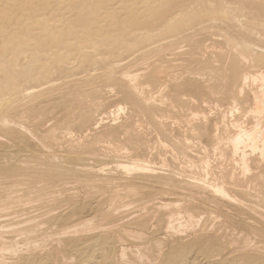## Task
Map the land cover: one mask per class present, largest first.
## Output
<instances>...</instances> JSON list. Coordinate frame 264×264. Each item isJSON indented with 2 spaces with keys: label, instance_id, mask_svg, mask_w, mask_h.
I'll return each mask as SVG.
<instances>
[{
  "label": "rangeland",
  "instance_id": "obj_1",
  "mask_svg": "<svg viewBox=\"0 0 264 264\" xmlns=\"http://www.w3.org/2000/svg\"><path fill=\"white\" fill-rule=\"evenodd\" d=\"M87 3H88V5H86ZM175 17L177 20L175 19V22L173 20V23L170 24L172 19H174ZM248 19L249 20L251 19V20L248 21ZM243 20H245L246 23L251 22L250 25H253V24L254 25L253 26H250L249 24L246 25ZM255 21L258 23H256ZM178 22L182 26H179V24H177ZM184 24H186V25H184ZM255 24H256V29L254 27ZM172 25H174V26H172ZM176 25H178V26H176ZM175 26H176V28H175ZM245 27H246V29H245ZM251 27L253 30L251 29ZM257 27L260 28V30H261L260 32H264V30H263L264 29L263 28L264 27V0H195V1L194 0H0V69H1L0 70V85H1L0 87L3 88V89L0 88V101H1L0 102V108H1V106H3L1 109L5 110V111L0 110V120H3L2 117H4L7 114L5 112H8L7 115L12 116L11 118L9 116H5V117H9V118L8 119L4 118V119L9 120V121L5 120L3 123L1 121V124H4V125L0 124V126H1L0 129H2V130H0V138H1L0 139V142H1L0 151L3 150L5 152L6 148H7V151L5 152L6 155L4 154L3 151H1L2 155L4 154L6 159L12 158V161H11V159L6 160V159H4V156H2L3 158L0 156V162L5 160V161H3L4 165L2 163L0 164V167H1V169H0V183L3 185L5 182V184L3 186H1V184H0V189L2 188L0 191L1 192L0 198L4 199V200L1 199L0 202H2L5 206V207L1 206L2 203H0V208L1 207L5 208L4 210H1L3 213L9 209V207L7 209L6 206L11 202L9 204L11 206L10 207L11 210L10 209L8 210L9 214L7 212L5 214H3L0 211V219H1L0 223H2V224H0V227L2 225L4 227L5 223L9 226L11 224V222H12L11 226L14 227L13 224L16 225L14 227L15 229L13 227H8L7 225H5L6 227H4L6 229L1 227V229L2 230L4 229V230L2 231L0 229V233H1V231H2V233L4 231L6 233L5 232L3 234L1 233L0 240L2 239V242L4 241V243H5V242H10V238H11V240H12L11 242L14 241L16 243V245L18 244L17 249H19V248L23 249V250L21 249L22 252L19 249L20 253H19V251H18V253L15 252V254H17V255L13 256L14 254L10 253V255H9V252H7V254L3 253L5 251L4 250L2 251V249L0 248L1 249L0 254L3 253L2 255L6 257L5 259H3V257L1 258V256H0V259L1 260L3 259V261L0 260V264H2V263L8 264V262L10 264L11 260L16 261V263H14V261H12L13 262L12 264H51V263L52 264H64L68 260H69L68 264H80V263L81 264H109V263L112 264V262L113 263L116 262V264H119V260L117 258H115V256H116L118 249L121 246L123 247L125 245H127L126 250L128 249V247L130 245L131 251L133 250V248L141 245V246H143V248L141 246H139V247L141 249H143V251L145 250L147 254H149L151 252V250L152 251L154 250L153 252L158 256L159 261H158V259L156 260L157 256L153 252H151V254L153 253L152 256L155 255V257L153 256L155 259H153V257L150 256L151 254H149L148 259L146 257H144L147 259V261H146V259L145 260H142V259L138 260L137 256H136V258H135V256H133V255H135V253H134L135 249H134L132 251L133 254L127 250V256L129 254L128 257L130 259H128L126 256L125 257V258H127L126 262L124 260H122V264H124L123 261L125 262V264H127V263H129V264L130 263H132V264H145V262H146V264H152V263L153 264H162V263L167 264L164 262H167L168 260H172V258L174 259L175 257L176 258L173 261H168V264H188L189 262H190L189 264H225V263H227V264L232 263L233 264L235 262H236L235 264H240V262H242V263L246 262L244 264H248L249 261L247 260L248 261L247 262L246 259L253 258V255L258 256V255H256L258 253L264 254V252H262V250L264 251V241H263L264 240L263 239L264 238V236H263L264 225L260 224V223H262V221L264 222V216L262 217V215H264L263 214L264 212L262 213V211H264V210H262V209H264V206L262 205V204H264V198H263L264 197V186H263L264 185V182H263L264 181L263 180L264 174L261 173L264 171V168H263L264 167V162H263L264 161L263 160L264 159V150H263V152H261L262 150H260V148H258V150H259L258 151L257 149L250 148L249 146L248 147L246 146L247 148L244 146V150H243L242 149L243 146H241V149L244 152L246 149V152L248 151L250 153L248 155V152H247L248 158L246 157L247 161L249 160L248 161V163L250 165L249 170L253 167L251 169L252 171L251 170L250 171L249 170H243L240 168L241 167L240 163L239 162L237 163V161H238L237 159L239 156H241L240 154H241L242 150L238 148L236 151H232L229 147V144H223V143H221L222 141H219V139H218L219 136L226 138V135L228 137V135H232L234 133L233 131H237L238 127L248 126V124L250 125V123H252L253 117L251 116L252 114L248 110L249 109L251 110V108L253 106V102H251V101H253V97L251 94L253 92L252 88L255 85L252 83V80L250 77L245 79V75L248 74L247 73L248 71H250L249 73H252V72L257 73L258 69H262V71L259 70V72H264V65H263L264 64V62H263V60H264V48H262L264 45V33L263 34L260 33L259 29ZM170 30L173 32L175 30V32L171 33ZM188 30H189V32L187 33ZM169 31H170V33H169ZM195 31H196V33H195ZM249 32H250V34H249ZM191 34H194V35L191 36ZM181 35H183V36H181ZM145 37H147V38H145ZM241 38L242 39L244 38L243 41L245 42V40H246L245 43L248 44L250 47H248V45H247L244 48L243 46H245L246 44H244V42L242 40H240ZM182 40H184V41H182ZM191 40L193 41V43ZM173 41H174V43H173ZM240 41H242V45H241ZM250 41H251L252 45L249 44ZM169 42L171 44L173 43L172 45H174L176 43L178 44V42L179 43L182 42V43L178 44L179 46L177 44L175 45V46H177L178 49H176V48L173 49V46H171V44ZM205 42H206V45L204 44ZM252 42H254V43H252ZM166 43H167V45H166ZM238 44L240 46V49L238 48L239 46H237ZM254 44H255V46H256V44H258V45L255 47ZM169 45L172 48L168 47ZM204 46L206 49L204 48ZM160 47H162V48H160ZM233 47L234 48L237 47V50H235ZM257 47H259L260 49L262 48V49L257 50L258 49ZM166 48H168L167 51H165ZM152 49H153V52H152ZM161 49L164 51L160 52L159 50H161ZM244 50H245V52H244ZM155 51H157V53H160V54H155L156 53ZM201 51H203V52H201ZM246 51L249 53V55L245 54ZM221 52H223V53H221ZM240 52H241V55L245 54L244 56L242 55L243 58L240 55ZM250 52H251V54L253 53L252 54L253 56L250 54ZM255 52H258L259 54L263 53L262 54L263 56L259 55L258 53H255ZM220 53L223 55H221ZM173 55H175V56H173ZM249 56H251V57H249ZM244 57H246V58L248 57L247 58L248 62H247V59H245ZM252 57H254V59ZM241 58L243 60L245 59L246 61L245 60L244 61H245V63L246 62L247 63L243 65L244 62ZM260 60H262L263 63ZM32 61H34V62H32ZM240 61H241V64L243 66L240 64ZM260 62L262 64H259ZM161 63L165 65V66L163 65V68L167 69V70L165 69L167 76L165 75L164 79L159 78L160 80H158V77L154 74L156 71L155 67L156 68H159L158 66L161 67L162 66ZM30 64H31V66H30ZM28 65L30 68L31 67L32 68L30 69L29 67H27ZM208 65H210L211 67L213 66L214 68L213 67L209 68L210 66H208ZM253 65H254V67L256 66L255 67L256 69H254ZM258 66L259 67L263 66V67L259 68ZM8 67H10V68H8ZM172 67H173V69H172ZM246 69L247 70L249 69V70L247 71ZM210 70H212L214 73L212 71H211L212 74L209 73ZM216 70L218 71L217 74H216ZM120 71H123V72L128 71L130 73L132 72L131 74L137 73V75L140 74V75H138V77L139 76H141V77H139V78L137 77L138 82H139V80H141L139 82V85H140V83L142 84V86L140 85L141 87L139 86V89L140 90L143 89V91L145 90L144 91L145 94H143V93H141V94L146 96V94L148 92L150 94L152 93L151 95L148 93L147 96L148 97H149V95L154 96V98L159 101L158 104L162 103L164 106L159 105L157 107L158 104L156 103L157 100H155V99H154V102L153 101L152 102H153V104L156 103L155 104L156 106H154L150 100L145 101V102H147V104H150L148 106L145 102L142 103L143 101L136 98V96L131 92L129 87H127V83L124 81L123 78H121L122 75H121ZM138 71H139V73H138ZM153 71H154V73H152ZM221 71H223V72L221 73ZM188 72L190 74H188ZM220 73H221V75H220ZM244 73H245V75H244ZM253 73L251 75H253ZM10 74H12V76ZM174 74H176V75H174ZM178 74H180V75H178ZM213 74H216V75L213 76ZM8 75H10L11 77H14V82H13L14 84L10 83ZM119 75H120V77H119ZM152 75H153V77L154 76L155 77L153 78ZM171 75H172V78H171ZM177 75H178V77H177ZM168 76H169V78H168ZM174 76L177 77V79ZM179 76H181V77H179ZM238 76L241 77V79H239ZM183 77H185V78H183ZM209 77H211L210 79H212V80L208 79ZM119 78H121L123 80H121ZM167 78L169 79V81ZM186 78L189 81L186 80ZM202 78L203 79L206 78V79L202 80ZM242 78H243V80H242ZM170 79H173V80H170ZM192 79H194V80H192ZM207 79H208V81H207ZM213 79H216V80H213ZM166 80L169 83H166ZM184 80H186V81H184ZM199 80L204 81L203 84H202V81H199ZM248 80H249V82H248ZM205 81H206V83L209 82V85L206 84ZM213 81H214V83L216 82L215 85H214V83H211ZM161 82H163V83H161ZM185 82H187V83H185ZM200 82H201V84H199ZM157 83H159V85H157ZM204 83H205V85H208L209 87L208 86L205 87ZM248 83H252V84H250V87H249ZM54 84H56V85H54ZM162 84H164V86ZM185 84H188L190 86L185 85ZM210 84H211V86H210ZM245 84H247V85H245ZM201 85L203 88L201 87ZM212 85H214V86H212ZM191 86H192V88H191ZM241 86H242V88H241ZM33 87L35 89L34 91L31 90V89H33ZM46 87H48V88H46ZM158 87H161L162 89H163V87H167V88L166 89L164 88L163 92H161L162 90L159 89ZM199 87L201 88V90ZM211 87H214V89ZM44 88H46V89H44ZM207 88H209V90H210V88H211V90L213 89L214 92L210 90V93H209ZM216 88H217V90H216ZM24 89H26L25 92H24ZM29 89H30V91H29ZM38 89L42 90V91H39ZM157 89H159L160 93H158ZM254 89H255V87H254ZM197 90H198V92H197ZM38 91H39V93H38ZM199 91L202 92L201 93L202 96H200L201 94H199L200 93ZM245 91H247V92L245 93ZM141 92H142V90H141ZM241 92H242V94H241ZM18 93H20V94H18ZM25 93H28L29 95L31 93L32 96H27L29 98H27V97L25 98V96L28 95ZM34 93H37V96L34 95ZM154 93H157V94H154ZM234 93H237V95ZM16 94L19 96V99L17 98L18 96L16 97ZM22 94L25 95L24 97L23 96L21 97V98L25 99V100L23 99L24 105H21V104H23V102H20L22 100L20 98V95H22ZM195 94H196V96H195ZM240 94H241L242 98L239 97L240 98L239 99L238 96H240ZM155 95H160V96L158 97ZM165 95H167L168 97H166ZM232 95H233V97H232ZM235 95H236V98H235ZM10 97H11L12 101L14 100L13 103L9 102V101H11ZM169 97H170V99H173V100L167 99ZM8 98H9V100H8ZM160 98H163V99L160 100ZM178 98H179V100H178ZM16 99H18V102H19V103H17V106H18V104H20V107L18 106V108H15L16 107L15 102H17ZM165 99H167L168 102H170V101L171 102L167 103V100H165ZM26 101H27V103H30V102L31 103L26 104L25 103ZM148 101H150V102H148ZM172 102L175 103V106H173L174 104ZM230 102H232V104H235V103L239 104L240 102L241 103H240L239 108H238L237 104L231 105ZM233 102H235V103H233ZM5 103L6 104L8 103L7 104L8 106L5 105ZM164 103H167V104H164ZM171 103H172V105H171ZM144 104H146V105H144ZM168 104H170V105H168ZM31 105H32V107H31ZM236 105H237V107H236ZM9 106L10 107L12 106L14 108L10 109V108H8ZM165 106H168V107H165ZM169 106H171V109ZM248 106H249V108H248ZM4 107H5V109H4ZM242 107H245L244 110ZM118 108L121 110H119ZM167 108L170 109L168 112L169 114H167V111H168ZM181 108H182V110H181ZM236 108H237V110H235ZM8 109H10V110L8 111ZM31 109L33 110V112L31 111ZM233 109H234V111H233ZM239 110H241V111H239ZM12 111L14 114L12 113ZM228 112H230V113L232 112V113L230 114ZM239 112L240 113L242 112L241 116H239L240 115ZM247 112H249L250 114H248ZM246 114L251 116L252 118L247 116ZM1 115H2V117H1ZM177 116H179V117H177ZM234 116L237 120L235 118H233ZM244 116L247 117L246 120L244 119ZM225 118H227V119L225 120ZM232 118L235 120L232 121L231 120ZM10 120H11V122L12 121L15 122L18 120L19 124H17V122H16V127H18V128L14 127L15 123L12 122L13 123L12 124L10 122ZM238 120H240V121H238ZM6 122L8 123V125H5ZM232 122H234L235 125L230 126V124H232ZM10 123L12 124V126ZM22 124H24L25 126H23ZM222 124H224V125H222ZM225 124H227V125L225 126ZM236 124H237V126H236ZM5 126H7V127L5 128ZM201 126H202V128H200ZM212 126H213V128H212ZM229 126L231 129V132H230ZM232 126H233V128H232ZM12 127H13V129H12ZM24 127H26V128L28 127V128L25 129ZM29 127L31 130L29 129ZM219 127H220V129H219ZM223 128L225 130L227 128L228 133L226 132L227 130L225 132L222 131L221 129H223ZM3 129H6V130H3ZM7 129H9V130H7ZM53 129H54V131H52ZM67 129L70 131H68ZM202 129H203V131H202ZM216 129H217V131H216ZM232 129H234V130H232ZM46 130L48 131L47 134H45L47 132ZM49 130H50V133H49ZM196 130H198V131L195 132ZM219 131H222V132L220 133ZM31 132H35L37 134L39 133L41 137H43V136H45V137H43V139L41 138L42 140L39 141L38 140V139H40L39 134L38 135L35 134L34 137L38 138V139H35V138L33 139L32 136L34 135V133L31 136V134H32ZM193 132H194V134H193ZM209 132H211V133H209ZM51 133L54 134L53 135L54 138L52 135H49ZM21 135H23V136H21ZM197 135L199 137H197ZM213 135H214V137H213ZM37 136H39V137H37ZM190 136H192V137H190ZM185 137L187 139H185ZM210 137H212V138L210 139ZM44 138L47 141L44 142L43 141ZM212 139H213V141H212ZM182 140H184V141H182ZM210 140H211V142H210ZM7 142H8V144H7ZM47 142H48V145H46ZM110 142H112V143L116 142L117 144L116 143L112 144ZM20 143H22V144H20ZM32 143H35V144L33 145ZM14 144H16L18 147ZM176 144H178L179 146ZM212 144H213V146H212ZM218 144H219V147L217 146ZM109 145L110 146L112 145V147H109ZM113 145L117 146V147L113 148L114 147ZM182 145H183V147H182ZM226 145H228L229 149H228V147H226ZM16 147L20 148L19 151L17 150ZM32 147H34V149ZM184 147L185 148L187 147V149H185ZM205 147H206V150L208 149L207 150L208 152L205 150ZM220 147L223 149H220ZM26 148H28L30 151H28V149H26ZM43 148H45V149H43ZM114 149H116V150H114ZM248 149H252L255 152H253L252 150H248ZM36 150L39 151V154L36 153V152H38ZM43 150L44 151L46 150L45 153L42 152ZM120 150L123 152V154ZM123 150L124 151L126 150V151L124 152ZM220 150H221V152L223 150L224 154L221 153ZM238 150H240V151H238ZM87 151H88V153H87ZM90 151L93 154L89 153ZM111 151L112 152L114 151L113 154L111 153ZM237 151L240 153H238ZM9 152L11 153V156L16 155L17 157L16 156L14 158H13V156L11 157ZM30 152L31 153L33 152L34 154L32 155ZM118 152L120 154H118ZM217 152H220V153H218L217 155H214ZM234 152H235V154H233ZM236 152H237V154H236ZM7 153L10 156L9 158H8ZM71 153L73 154L72 155L73 158L74 159L76 158L75 159L76 161H74V159H73V160H71L72 162H70V159L72 158ZM82 153H83V155H82ZM206 153H208V154H206ZM228 153H229V156L227 157L226 155H228ZM230 153H232V154H230ZM128 154H129V158H130V156H132V158H134V159H138L137 157H139V159L142 158L143 161L147 160V161H145V163L146 162H147L146 164L150 163V164H148V167L150 166L151 170L150 169L143 170L142 172L140 171V173L138 171H134V172L130 171V173L124 171L125 172L124 173L120 168H118V170H117V167L115 168L117 162H124V161H126V159H127V161L132 160V158H130V159L127 158ZM199 154L202 157L199 156ZM211 154H213V155H211ZM219 154L220 155L223 154L224 157H227V159L220 157ZM140 155H141V157H140ZM209 155H211V156H209ZM231 155H232V158H233V155H236V156H234V158L231 160L230 159ZM252 155L254 156V158L256 160L253 158ZM203 156H204V159H203ZM205 156L206 157L208 156L210 159L212 158L211 160H209L210 163L212 164L211 166H210L209 161L206 160ZM67 157H71V158H68L69 159L68 160ZM199 157L201 158L202 162H201V160L199 162V159H200ZM235 157L237 159H235ZM259 157H262L261 158L262 160ZM219 158H220V160H219ZM221 158H223V159L221 160ZM16 159H18V160H16ZM21 159H23V160H21ZM229 159L232 162L229 161ZM251 159L252 160L254 159L253 160L254 162ZM14 160L17 163L13 162ZM19 160L22 163L25 162V164H22L23 166H21V163L19 162ZM189 160L192 164H194V163L196 165L198 164L197 165L198 167H195V166L192 167ZM195 160L198 163H196ZM234 160H236L235 163L238 165V167L236 166V164H234ZM6 161L7 162L9 161L8 163H11L12 165H10V164L6 165L7 164ZM164 161L166 162V164H164L165 163ZM203 161H205L204 163L206 165L203 163ZM256 161L261 162V165H260V163H257ZM33 162H34V164H33ZM65 162L66 163L68 162L70 165L68 163L65 164ZM74 162H78V163H74ZM26 163L30 167H28V169L25 170V168H27L26 166H28V165H26ZM83 163L84 164L86 163L87 168L90 165V167H89L90 170H87V173L84 170L86 168H84V169L82 168ZM208 163H209V166H208ZM64 164H65V167H64ZM74 164H76L75 165L76 167L74 166ZM87 164H88V166H87ZM230 164H231V166H230ZM257 164L259 167L257 166ZM66 165L67 166L69 165V166L67 167ZM199 165H202L204 172H202L203 169L202 168L200 169L201 166H199ZM6 166H8V167L5 168ZM70 166H72L71 169L74 172L70 170ZM170 166H174L175 168L173 167V170L174 169L175 170L174 171L171 170L172 172H170V170L168 171V169H172ZM15 167L18 169L19 172L17 171V169ZM19 167L22 170H20ZM66 167L69 168L70 171ZM78 167L82 170H80ZM92 167L95 168L96 171H94V169ZM102 167H103V172L104 173L106 172L105 174H107L108 176L104 175V173L101 172ZM168 167H170V168H168ZM190 167L193 169H191ZM210 167H212V168L210 169ZM235 167H237V168L235 169ZM257 167L259 169H261L260 174L258 172L259 169ZM9 168L11 170V173H13L15 171V174L14 173L10 174L8 171H5L8 173H6L7 174L6 176H5V173L3 175L4 170H7V169L9 170ZM65 168L67 170H65ZM254 168L256 171H254ZM2 169H3V171L1 172ZM30 169L33 170V172L31 170L32 173L29 172ZM36 169H38V170H36ZM50 169L52 170L51 172L49 171ZM53 169L55 170L56 173L54 172ZM61 169H63V170H61ZM76 169L79 170L80 173H79V171L77 173ZM92 169H93V171H92ZM218 169H219V171H218ZM232 169H234V172ZM240 169H241V171L242 170L243 171L240 172ZM152 170H154L155 174L153 173ZM212 170H214V172ZM16 171H17V174L19 173L18 175L16 174ZM20 171H22V172H20ZM23 171H26V172H24L26 175L23 173ZM42 171L48 172V173L44 174V175H46L45 177H43L44 175H42V174L44 172H42ZM83 171H84V173H82ZM196 171H197V173L200 172L199 175L196 173ZM244 171L246 172V175L249 174V175H247L248 178L245 175ZM38 172H40L42 174L39 173V175H38L37 174ZM49 172H50V174H49ZM52 172L54 174H56V175H54V177L57 179H55L53 177ZM70 172H72V174ZM75 172L77 175L74 177L73 175H75V174H73V173H75ZM209 172L211 173L210 176L208 175ZM232 172L234 173L233 174L234 176L232 175ZM236 172L239 173V175H237ZM1 173H2V175H1ZM22 173L24 176H22ZM110 173H111V175H110ZM114 173H116V174H114ZM181 173H183V174H181ZM188 173L190 175L191 174L194 175L193 176L194 179L191 177L192 175L190 176ZM215 173L216 174L224 173V174L223 175L218 174L219 176H216ZM226 173H228V176ZM88 174H91V175H88ZM120 174H123V175L120 176ZM97 175H99V176H97ZM112 175H113V178H112ZM225 175L227 177H229V179H227V177ZM242 175H243V177H246L249 180H245L246 178H243ZM40 176H41V180H40ZM77 176L79 178L81 177L80 179L83 182L85 181L84 178H87L88 182L85 181V182H87V184L83 183L81 180H78L79 178ZM100 176L101 177L103 176V177L101 178ZM126 176H128L129 178L127 179ZM203 176H206V178L208 177L207 179H209V178L211 179L213 176H215L212 179H214L216 181L213 180V182H212L211 181L212 179L211 180L209 179L207 182V179L204 177V179L206 180V182L208 184L204 183ZM221 176H224V177H221ZM253 176H254V179L252 178ZM1 177L3 178V180ZM95 177L96 178L98 177V179H96ZM99 177H100V179H99ZM117 177H121V178L117 181L116 180V179H118ZM46 178H47V180L49 178L50 181H51V179L54 180V182H53L54 187H57L58 184L62 183V185L60 184L61 186L57 187V191L58 192L60 191V193L56 192V189L53 190L54 189V187L52 185L53 183H51L53 180L50 182V181H47ZM58 178H61L62 181L59 179V181H61V182H57ZM76 178H78V179H76ZM122 178H123V180H122ZM231 178L232 179L234 178V179L232 180ZM237 178L240 180L238 181ZM37 179H39V180H37ZM42 179L44 181L46 180L47 182L45 181L42 183V181H43ZM110 179H113V180L109 181ZM130 179L132 181L131 183L136 185L135 186L136 190H135L134 185H132L130 183V186H131L130 187L129 183L126 182V181H130ZM150 179L151 180L153 179V183H155L156 185L155 184L152 185L153 183H151L152 181ZM155 179H157V181H155ZM195 179H196V181H199V182L195 183V181H194ZM198 179H200L202 183ZM256 179L258 180L257 182L259 184L257 182L255 183ZM15 180H17V181L20 180L21 184L23 183L24 186L21 185L19 182H16ZM21 180H24V181H21ZM120 180H122V181H120ZM143 180H145V181H143ZM226 180H227V182H226ZM230 180H231V182H229ZM28 181H29V183H28ZM92 181L94 183L91 185V187H89L90 184L92 183ZM99 181L100 182L102 181L101 184L99 183ZM103 181H105L109 186L106 184H103ZM136 181H138L139 184ZM146 181H149V182L151 181V182L145 183ZM190 181L191 182L193 181L192 182L193 186L191 184L185 183V182L191 183ZM259 181H262V182L260 183ZM9 182H11V183H9ZM25 182L27 183L28 186L30 185V183L35 184V182H36V184L33 185L35 187V190L34 189L32 190L31 188H34V187L30 185L31 188H29L28 189L29 191H28L26 189V188H28V186L25 184ZM109 182H113V183H109ZM142 182H144V183H142ZM216 182L217 183L219 182L218 184H223V185H225V183H226L227 187L224 186L225 190H231V188L234 186L232 188L233 192H232V190L229 191V193L226 192V194H227V195L225 194L226 197H225V195L224 196L221 194L219 195L218 193L216 195V192L213 193L214 191L213 190L211 191V189H212L211 183H216ZM244 182H245V184H244ZM249 182L252 186H254L255 189L253 187H251V185H250L251 188L248 187ZM8 183H9V185H8ZM16 183L18 185H16ZM40 183H42V185ZM50 183H51V185H50ZM88 183H90L89 186H88ZM126 183H128V184H126ZM198 183H200V184L198 185ZM203 183L205 185H207V186H205L206 188L208 186H210V187H208L206 189L204 187ZM10 184L11 185L13 184V187H16V189L15 188L13 189V187H11ZM19 184L21 185V187L23 186L22 191H24V194H22L23 192L20 191L21 189H19V191H18V188H21L19 186ZM39 184H40V186H39ZM83 184H85V185H83ZM95 184H97L98 186L96 185L97 186L96 187ZM110 184H111V186H110ZM118 184H120V185L118 186ZM140 184L141 185L144 184V186H142V187H144L143 189H142ZM194 184H197L198 185V186L196 185L197 188L199 187L202 190H200V189L198 190L197 188H195ZM261 184H263L262 185L263 187L261 186ZM43 185H48V186L44 187ZM101 185L104 188L101 187ZM113 185H115V186H113ZM147 185H149V186L151 185L153 188H154V186L155 187L158 186V188H156V189L154 188V190H153V188L152 189L150 188L152 190V192H151V190H149V186H147ZM185 185H187V189H185V187H186ZM229 185H231V186H229ZM257 185H258V187H257ZM37 186L39 189L36 188ZM41 186L44 187L42 189L43 191H41V189H40V188H42ZM49 186L50 187L52 186L53 189H52V187L50 188ZM62 186L65 187L63 190H62V188H63ZM92 186H94V187H92ZM146 186L148 187V189H146ZM159 186H161L162 189L159 188ZM162 186H164V187H162ZM190 186H192V187H190ZM236 186L239 188L241 187V188L236 189ZM4 187H5V189H4ZM9 187H11V188L9 189ZM60 187H61V189H60ZM125 187H127L128 189L127 188L125 189ZM242 187L247 189L248 192L245 191V189H243ZM246 187H248L249 189ZM261 187H262V189H261ZM7 188H8V190H7ZM120 188H121V190H120ZM163 188H165V189H163ZM168 188H170V189L172 188V190H169ZM179 188H180V190H184L185 194L183 193V191L181 193ZM24 189H26L27 191H25ZM48 189H49V191H48ZM115 189H117V190H115ZM139 189H141L140 190L141 192L139 191V193H138L137 190H139ZM144 189H145V192H147L146 190H148L150 192L144 193ZM158 189H160V190H158ZM175 189L179 190V191H176ZM188 189H190V191H188ZM252 189L255 191H252ZM256 189L257 190L259 189V190L257 191ZM52 190L55 192V194H53ZM119 190L122 191V193H120ZM129 190H131V193ZM134 190H135V192H133ZM162 190H164V191H162ZM168 190H169V192H167ZM173 190H175L176 193L175 192L173 193ZM197 190H198V192H200L199 195L197 194L198 193ZM3 191H4V194L2 193ZM11 191L12 192L15 191V193H13V194H16L18 197L17 196L15 197L12 194L8 195ZM38 191H39V194H40V192L43 193L45 191L44 192L45 195H43V194L39 195L37 193ZM47 191H48V193H47ZM117 191H119V192L117 193ZM124 191H126V193ZM127 191L129 194L127 193ZM194 191H195V193L196 192L197 193L196 194L193 193ZM17 192H20V193L17 194ZM50 192H52V193H50ZM136 192L139 195H137ZM164 192H165V194L166 193L167 194L166 195L163 194ZM177 192H178V194H180V195H178V196H180V198H178V196L176 195ZM187 192H189L190 195ZM203 192H204V196H208L207 199L204 196L202 197L203 194L201 195V193H203ZM238 192H240V193H238ZM259 192H261V193L263 192V196ZM32 193L34 195H30ZM169 193L173 199L170 198L171 196L169 195ZM255 193H257L256 196H255ZM258 193L261 195L262 198L260 197V199H259L260 195ZM2 194H3L4 198L1 197ZM19 194H20V197H19ZM49 194L53 195L52 196L53 198L51 196H49ZM56 194H58V196ZM135 194L137 197L135 196ZM181 194H183L182 196H184V197H181ZM191 194L198 195L196 197L198 198V201L202 202V204H201V202L197 201V198L195 199V197H194L195 195H191ZM213 194H215L218 197L214 196ZM228 194H229V196H228ZM250 194H253V195H250ZM5 195L6 196L8 195V198L11 197V199L9 200L8 198H6ZM22 195H24L25 199L27 196L26 201H28V203H26V204L24 203L25 200L24 199L22 200V197H23ZM63 195H65V196H63ZM155 195H157V196H155ZM163 195L165 197H163ZM173 195L177 196V197L175 198ZM200 195H201L202 199L199 198ZM247 195H249L250 197ZM29 196H31L32 199L34 198V196H36V198H34L33 199L34 201H32V199H30L31 197L29 198ZM40 196H41L42 201H40L41 200ZM44 196L45 197L47 196V198H44ZM54 196H56V197H54ZM91 196H93V197H91ZM188 196H191V197L187 198ZM230 196H232L236 200L233 199L231 201L230 199H232V197H230ZM235 196H237L239 198H236ZM251 196H253V197H251ZM12 197H14V199ZM192 197H194L193 200H191L190 203L187 202V201H190V199H192ZM15 198H18L20 200L15 199ZM167 198H169L170 200ZM174 198H175V200H174ZM182 198H184V199H182ZM214 198H216V199L213 200ZM217 198H219V199H217ZM240 198H243L244 200L246 199L247 202L242 199L243 203H240L242 201ZM6 199L8 200V202ZM44 199L46 202L44 201ZM53 199H55L56 202ZM194 199L196 200V202ZM203 199L206 200L205 204L203 203V202H205V201H203ZM251 199L254 202H252ZM11 200L12 201L14 200V203L16 202V200H18V203L17 202L16 203L19 206L24 205V204L25 205L20 206L19 208H16L17 207L16 204L12 205L13 202ZM161 200L163 202L165 201L166 203H163ZM218 200H220V201L218 202ZM221 200L223 203H226V204H224L225 206L222 205L223 203L221 202ZM234 200L236 202L238 200H241V201H239L236 204V202ZM257 200H259L262 203H260ZM5 201H6V204H5ZM35 201H37V202L34 203ZM248 201L251 202V204H253V203L254 204L252 206L248 207L250 205V203H248ZM20 202L23 204H20ZM159 202L161 203V205H159ZM171 202H172V204H169ZM175 202H177V205L175 204ZM220 202H221V204H220ZM232 202H234V203H232ZM32 203H33V205L34 204L35 205L33 206ZM157 203L159 206L157 205ZM210 203H212V204L209 205ZM214 203H215V205H214ZM244 203L246 204L245 209H244V207H245ZM247 203H248V205H247ZM36 204H37V206H36ZM162 204L164 207L162 206ZM173 204H174V207L176 209L173 207ZM178 204H179V206H178ZM218 204H219V207H218ZM238 204L240 206H238ZM49 205H51V206L46 208ZM168 205H172L171 206L172 208L170 207L171 209H169L170 211L168 210V208H169ZM180 205H183V206H180ZM216 205H217V207H216ZM255 205H257V206H255ZM261 205H262V207H261V209H259L258 206H261ZM14 206H15V209H17L18 211L17 210L15 211V209H12V208H14ZM26 206H27V208H25ZM166 206H167V208H166ZM207 206L209 208H207ZM221 206H224V208H222ZM228 206H230V207H228ZM231 206H233V207H231ZM158 207H160V208H158ZM210 207H212V208L210 209ZM225 207L228 209L227 211H225L226 210ZM252 207H253V209H251ZM30 208H31V210L27 211ZM108 208L112 209V211ZM161 208H163V210ZM177 208L178 209L180 208V210H178ZM236 208L238 209V211L240 209V211L238 212ZM22 209H24V210L26 209V210L22 211ZM54 209L56 212L55 211H52L53 213L47 212V211L51 212V210H54ZM107 209L110 211V213L112 212L111 213V215L113 214L112 216L108 213L109 211L105 212V211H107ZM165 209H167V210H165ZM205 209H206V211H205ZM213 209H215V211H214L215 213L213 212ZM217 209H219V211H221V212H219ZM220 209H222V210H220ZM246 209H247L248 213L247 212H245V213L251 214V215H246L244 213V211ZM248 209H249V211H248ZM35 210L36 211L38 210L37 213L39 215H41L42 213L45 212L46 217H45V214L42 216L37 215ZM207 210H209L210 213L207 212ZM250 210H253L251 212H254V214L251 213ZM254 210L255 211L257 210L258 212L259 211L260 212L257 213V211L255 212ZM58 211L61 212L60 214L61 215L63 214V217H64V218L61 217V222L63 220V221H65V223H61L59 219L57 221H55V219L59 218L58 216H55V215L59 214ZM171 211H175V212L180 211L181 214L183 213L182 215H187L189 213V215L195 216L193 218V220L194 221L197 220L196 222H194L196 224L195 225L193 224L194 226H190L191 228L193 227V229H191L190 227H186V229L184 227L183 228L181 227L180 229H183V231L176 230L178 233L174 232L175 228H173L174 229L173 230L171 227L168 226V218L170 216L168 214L171 213ZM183 211L184 212L186 211L185 212L186 214ZM216 211L219 212L220 214H224V215H219L216 213ZM233 211H234V213H233ZM22 212H23V214H22ZM30 212L32 213V216L30 215V221H29V215L28 214ZM15 213H16V215L18 214L17 216L20 218L14 216ZM134 213H137V216H134V215H136ZM25 214H27L26 216L28 218L25 216ZM64 214H66V215L64 216ZM103 214H105V215H103ZM106 214H108V216H106ZM132 214H134V215H132ZM5 215H7V217L8 216L11 217V219L9 217L6 218ZM11 215H13V216H11ZM61 215H59V216H61ZM138 215H140V216H138ZM252 215H254V216H252ZM258 215H261L262 218L261 217H259V218H261L262 221H261V219L260 220L256 219V218H258ZM3 216H4V218H3ZM21 216L22 217L25 216L26 218L25 217L22 218ZM67 216H68V218H67ZM93 216H95V217H93ZM214 216H218V217L216 218ZM228 216H229V218L230 217L231 218L228 219ZM241 216H243V217H241ZM246 216H248V217H246ZM250 216H252L253 218ZM31 217L32 218L34 217L33 221H34V219L37 220V217L38 218L40 217L37 220V222L40 221L41 223L39 222V224L38 223L35 224V221L32 223ZM41 217H43V218L41 219ZM52 217L54 220L52 219ZM92 217H93V221H95L96 223L92 221ZM129 217H131V218H129ZM240 217L242 219H240ZM254 217H255V220H253ZM65 218H67V219L65 220ZM221 218L222 219L227 218V219L223 220L225 223H223V222L222 223L224 224V226L227 224L228 227H227V225L225 227L223 226V224L221 223V221H222ZM215 219H216V222H215ZM217 219H219V220H217ZM233 219H235V220H233ZM52 220H53V223L56 222L53 224V226L51 225ZM67 220L69 222V225L67 224ZM82 220L92 221V223H94L96 225L94 226L92 224L93 229L90 231L93 232V230L98 227V230L97 229L96 230L99 232L101 231V233L94 230L96 232L93 233L94 234L93 235L92 232L90 233V231H87L89 234L86 231H85V233L83 231H81V234H83V235H81L80 230L82 229V227L84 225V222ZM129 220H133V221H129ZM240 220H242V221H240ZM4 221H6V222H4ZM17 221H19V223ZM23 221H28V222L25 223ZM81 221L83 223H81ZM218 221H220L219 222L220 224L217 223ZM251 221H252V223H250ZM20 222L21 223L23 222L24 225L23 224L20 225ZM29 222L31 223V226H30ZM203 222H204V224H203ZM248 222L251 225L253 223H256V224H254V226L257 225L259 227V229L261 226H263V227H261L262 229H260V231H259L258 227H256V226H255L256 228L254 226H250L248 228V224H249ZM98 223H100V224H98ZM122 223H124V224L121 226ZM125 223H126V225H125ZM199 223H200V225H199ZM228 223L230 224V226L231 225H233V226L230 227ZM258 223H259V225H258ZM72 224L80 225L78 227H77V225H75V228L73 227L74 230L76 228L78 229V231H77V229L75 230V231H77V233L72 229V226H73ZM165 224H166V226H165ZM214 224H217V225H214ZM262 224H264V223H262ZM17 225L19 226V228L21 226L22 227L24 226V227L23 228L21 227L19 229V228H17L18 227ZM49 225H51V226H49ZM54 225L55 226L57 225V227H55ZM81 225H82V227H81ZM204 225L207 226V227H205L206 230H208L210 227L212 232L210 229H209L210 231L209 230L206 231L205 228L203 227ZM26 226H30L33 229L38 226V229L35 228L34 230H32L30 227L25 228ZM39 226H41V227H39ZM65 226H67V227H65ZM99 226H103L105 228L111 227L112 229L110 230L107 228V230H108V232H107L106 229L103 228V230H104L103 231L101 229L102 227H99ZM117 226H121V228L120 227L118 228ZM123 226L124 227L126 226V228H124ZM69 227H71V228H69ZM165 227H167L166 228L167 231L165 230ZM200 227L201 228L203 227L204 231L201 230ZM8 228L9 229L11 228V230L13 228L14 230L10 231ZM42 228H44V230ZM64 228H66V229L69 228V231L68 232L64 231V230H66ZM129 228L130 229L133 228L134 230L132 229L133 230L132 231ZM170 228L173 230V231L171 230L172 232L169 230ZM24 229H25V231H24ZM27 229H29V232L34 231V233H30L31 234L30 235L28 233ZM61 229L63 231L62 233L59 232ZM70 229H71V232H73V234H70L71 233ZM122 229H123V231H122ZM127 229L129 231H127ZM136 229H140V232H142V233L139 232V234H141V237L137 233L138 230H136ZM187 229H191V230H188L187 231L188 233H186V235H185V232ZM194 229H195V232H192V231H194ZM219 229H220V231H219ZM7 230H9V231H7ZM19 230H21V231H19ZM41 230H43V231H41ZM196 230L198 231V233L200 232V234L196 235L197 234ZM36 231H37V233H36ZM39 231L42 233H40ZM56 231L59 233H57ZM109 231H111V232H109ZM134 231H136V232H134ZM143 231L144 232L146 231V232L143 233ZM222 231H224L223 235H222ZM250 231L252 233H250ZM10 232H12V233H10ZM18 232H20V233L22 232L23 234L22 233L21 234L23 236L28 234V236L30 235L29 236L30 238L28 236L27 237L25 236L27 239L22 240L25 237L22 238L21 235L17 236ZM74 232H75L76 236H75ZM209 232L214 233V234L216 233L214 236L212 234L211 240L208 239V238H211V237H209V235L211 236V233H209ZM226 232L229 233L230 235L227 234ZM260 232H262V233H260ZM9 233H10V235H9ZM43 233H45V234L49 233V234L45 236V234H43ZM55 233H57L58 237L61 239H56V237L54 238L53 234H55ZM63 233H65L66 235ZM67 233H69L70 235H67ZM102 233H104V234L107 233V234H105V236L107 238H108V234L111 235V236H109L110 238H108L109 240L107 239V241H110V242H107V241H106L107 243L105 242L106 239ZM129 233L132 235H130ZM173 233L175 235L178 234V235H176L177 237L180 235V237H178V238H180V240H182V242L180 240H178V238L176 236H174ZM249 233L251 235L252 240H250ZM253 233L257 237L259 236L260 238L255 237V235H253ZM11 234H12V237L16 238L15 240H14V238L11 237ZM96 234H98V235L100 234L99 236H101V237H98V235H96ZM112 234L113 235L115 234V236L113 237ZM124 234H126V235L124 236ZM143 234H144V236H143ZM170 234H172V235H170ZM204 234L205 235L208 234V235L205 236ZM217 234L220 236H218ZM5 235H8V237H6ZM35 235H36L37 239L35 238ZM84 235L86 236L87 239L89 236V239L87 240ZM133 235H136V237L135 236L133 237ZM20 236H21V238H20ZM33 236H34V238H33ZM40 236H42V237H40ZM44 236L46 237V240H44V241H46V245L48 244L49 246H46L45 243H43ZM48 236H49V238H48ZM73 236H74V238H73ZM95 236L98 237V239ZM145 236H147V237H145ZM166 236L168 239L165 238ZM225 236H227V237H225ZM233 236H235L236 238ZM5 237L9 241L5 240ZM31 237L35 241V244L37 242H40L38 244L41 245L42 251H41L40 245H38V244H37V249H38V247H39V249L38 250L35 249V251H34L33 247L35 246V248H36V245L32 244V246H31L30 240L27 242L28 238L32 239ZM52 237L54 239H56V241L53 239V241L50 242V240H52ZM111 237L116 238V239L119 237L118 240L115 242V244H118L119 246L113 244L115 239H112ZM187 237H189L190 240ZM216 237H218L220 239H221V237L223 238L220 240V242L223 240L221 242V244L219 243V239ZM228 237H230V238H228ZM241 237L244 238V241L246 240L245 237H247L248 241L246 240V242L247 243L251 242L252 244L249 243V244H251V245H249L246 242L244 243L243 240H240ZM17 238H19V239L17 240ZM68 238L69 239L71 238V240L69 241ZM123 238H124V240L121 241V239H123ZM127 238H128V240H127ZM129 238L132 239V243H130L131 239H129ZM141 238H142V240H144V238H145V240L146 239L150 240L151 243L148 241L146 244L147 246H145V243L147 240L146 241L144 240L141 242ZM156 238H157V240H156ZM163 238L165 239V241L163 240ZM202 238H204V239L202 240ZM40 239H42V241ZM48 239H50V240H48ZM66 239H68L67 244H65ZM82 239H84V240H82ZM133 239H135L136 241H138V240L139 241L136 242ZM158 239H160L161 241L160 240L158 241ZM172 239H174L175 241ZM206 239L208 242L206 241ZM213 239L214 240L216 239V240L214 241ZM25 240H26V242H25ZM57 240H59V242ZM90 240L92 242H90ZM162 240L164 242H162ZM167 240H168V243H167ZM193 240H196V241H193ZM198 240L199 241L202 240L201 241L202 243L201 242L199 243ZM217 240H218V242H216ZM233 240H235L236 242H234ZM237 240L240 241L241 244ZM255 240H256V242H255ZM63 241H64V243H63ZM82 241H85V242L88 241V242L86 244H84L85 242H82ZM93 241H94V243H93ZM177 241H179L178 246H177ZM183 241H184V243H183ZM186 241H187V243H186ZM210 241L213 242L214 248H212L213 245H211ZM253 241H254V243H253ZM2 242H0L1 245H2ZM53 242H54V244H53ZM56 242L58 244H60L61 246L58 245ZM60 242L63 244H61ZM96 242L98 245L96 244ZM119 242L120 243L123 242L124 245L119 244ZM152 242L155 246V247L153 246L154 248L151 245ZM161 242L165 246V249H164ZM169 242H171V243H169ZM173 242L176 244L173 245ZM180 242H181V244H179ZM206 242L209 244L206 245ZM214 242L216 243V245ZM228 242L229 243L231 242L232 244L234 243L235 245H237V244L238 245L240 244V245L238 247H236L235 245H232L230 243V245L232 246L231 247L229 244H227ZM261 242H262L263 246H261ZM21 243L22 244L25 243V244L22 246ZM28 243H30V244H28ZM51 243L54 247L57 246V248L52 247V245L50 246ZM89 243H91V244L93 243L94 246L96 244V246L95 247L92 245L90 246ZM160 243L162 246V247H160L161 249L159 248L161 252L158 251V247L156 245V244H160ZM188 243H190V244H188ZM192 243L193 244L198 243L199 245H197V247L194 248L195 245H192ZM217 243H219L220 245H218ZM242 243H244V245ZM134 244H135V246H134ZM170 244L173 245V247H172V245L170 247V248H173V250L170 249L169 247L167 248V246H170ZM186 244H187V246H186ZM223 244L226 246L225 248L223 247ZM255 244L258 246L256 247ZM1 245H0V247H1ZM20 245H21V247H20ZM64 245L67 247H65ZM83 245H85L86 247ZM149 245H151V246H149ZM181 245L183 246V249H180L181 250V252H180L179 248H182ZM191 245L193 246V248H189V246L192 247ZM205 245L207 246V249H206ZM248 245L250 246L249 248H247ZM25 246H28V247L31 246L30 249L33 248V250L31 249L32 252H30V253L27 252V251H30V249L28 247H25ZM44 246H45V248H44ZM78 246H79V248H78ZM81 246H82V248H80ZM88 246H90L89 249H88ZM218 246H221V247L218 248ZM227 246L231 247V248H228ZM233 246H235V247H233ZM242 246L245 247L244 249H246V248L247 249L243 250ZM252 246L255 247L256 250L253 249L254 250L253 251L251 249ZM69 247H71V248H69ZM147 247H149L148 248L149 252H147L148 251ZM184 247H185V249H184ZM198 247H199V249H198ZM202 247L204 248V250L201 251L200 249H203ZM215 247H217V249ZM96 248H98V249H96ZM239 248L242 249L243 252ZM24 249H26L25 250L26 253H25ZM57 249H59V250H57ZM70 249H72V250H70ZM90 249H92L91 250L92 252L90 251ZM110 249H112V250H110ZM186 249H190V250H187V253H186ZM193 249L194 250L196 249V250L194 251ZM212 249H216V250H212ZM224 249H226V252H224L225 251ZM236 249H238L237 250L238 252L236 251ZM260 249H262V250L260 251ZM170 250H172V252ZM175 250L178 252L177 255H176L177 252ZM197 250H199V251H197ZM231 250H232V253H231ZM233 250H235L236 252ZM173 251H175V254ZM183 251L185 254L182 255ZM205 251L207 253L209 252L211 255L204 253ZM216 251L218 253H216ZM219 251H220V253H219ZM36 252L39 254H40V252H42V254H40L41 257ZM87 252H90V253L88 254ZM129 252L131 253V255ZM212 252H214V253H212ZM241 252L243 254H241ZM249 252H251V253H249ZM31 253L34 256L30 255ZM72 253H73V255H71ZM76 253H77V255H75ZM201 253L203 255H201ZM215 253H216V255H215ZM234 253H238L237 255L235 254L237 257L234 255ZM19 254L20 255L22 254V255L19 256ZM109 254L111 255L112 259H111V257H109L110 256ZM169 254H172L174 257L168 258L165 256V255L168 256ZM187 254H188V256H186V258H188V260H186V262L184 263V261H185L184 257ZM70 255L72 256L71 257L72 259L70 258ZM83 255H86V256L83 257ZM180 255H181V257H179ZM232 255H234V256H232ZM17 256L20 258L22 257V259L16 258ZM23 256L27 257V258H24ZM42 256H43V258H42ZM63 256L65 259L63 258ZM78 256H81V257H78ZM162 256L165 258H163ZM205 256H210V257L206 258ZM218 256H219V258H218ZM228 256L231 258H228ZM245 256H248V257L251 256V257L248 258ZM9 257H11L12 259ZM13 257L16 259H14ZM29 257L30 258L34 257L35 259L32 258V260H31ZM77 257L81 259V260H79L80 263L77 260ZM131 257L132 258L134 257V260L135 259H137V260L134 261ZM149 257H150V261H149ZM151 257L153 259L152 263H150ZM243 257L246 259L244 260ZM41 258H42V261L40 260ZM66 258H67V260H66ZM166 258L168 259L167 261H165ZM235 258L236 259L241 258V259H243L244 262L242 260L240 261V259L238 262V260H236ZM9 259H11V260H9ZM23 259L25 262L22 261ZM116 259H117V261H116ZM215 259H216V262H215ZM33 260H34V262H32ZM140 260H142L143 263ZM161 260H163L164 262H162ZM210 260H212V261H210ZM234 260H236V261L234 262ZM128 261H130V262H128ZM131 261H133V262H131ZM187 261H189V262L187 263ZM137 262H139V263H137ZM210 262H214V263H210ZM223 262H225V263H223Z\"/></svg>",
  "mask_w": 264,
  "mask_h": 264
},
{
  "label": "bare ground",
  "instance_id": "obj_2",
  "mask_svg": "<svg viewBox=\"0 0 264 264\" xmlns=\"http://www.w3.org/2000/svg\"><path fill=\"white\" fill-rule=\"evenodd\" d=\"M194 1H195V0H194ZM183 2H184V1H183ZM188 3H189V2H188ZM86 5H88V3H87ZM128 5H129V4H128ZM219 5H220V4H219ZM141 6H142V5H141ZM219 7H220V6H219ZM56 8H57V7H56ZM206 8H207V7H206ZM184 9H185V8H184ZM210 9H211V8H210ZM212 12H213V11H212ZM183 14H184V13H183ZM188 14H189V13H188ZM190 15H191V14H190ZM199 16H200V15H199ZM178 17H179V16H178ZM79 19H80V18H79ZM175 19H176V17H175L174 19H172V21L170 22V24L173 23V20H174V22H175ZM182 19H183V18H182ZM182 19H181V20H182ZM252 19H253V18H252ZM176 20H177V19H176ZM183 20H184V19H183ZM250 20H251V19H250ZM250 20L248 19V21H250ZM254 20H255V19H254ZM243 21L245 22L246 25H248V24L250 25V24H251V22H250V23H249V22L246 23L245 20H243ZM180 22H181V21H180ZM185 22H186V21H185ZM185 22H184V23H185ZM252 22H253V21H252ZM255 22H256V21H255ZM256 23H258V22H256ZM177 24H179V22H178ZM1 25H2V24H1ZM13 25H14V24H13ZM168 25H169V24H168ZM184 25H186V24H184ZM253 25H254V24H253ZM253 25H250V26H253ZM170 26H171V25H170ZM172 26H174V25H172ZM176 26H178V25H176ZM176 26H175V28H176ZM179 26H182V25L179 24ZM257 26H258V25H257ZM261 26H262V25H261ZM247 27H248V26H247ZM254 27H255V29H256V24H255ZM172 28H173V27H172ZM189 28H190V27H189ZM257 28L259 29V32H260V31H261L260 28H259V27H257ZM263 28H264V27H263ZM263 28H262V29H263ZM173 29H174V28H173ZM196 29H197V28H196ZM245 29H246V27H245ZM249 29H250V28H249ZM251 29H252V27H251ZM258 29H257V30H258ZM175 30H176V29H175ZM175 30H174V32H175ZM198 30H199V29H198ZM252 30H253V29H252ZM252 30H251V31H252ZM263 30H264V29H263ZM170 31H171V30H170ZM170 31H169V33H170ZM251 31H250V32H251ZM8 32H9V31H8ZM14 32H15V31H14ZM172 32H173V31H171V33H172ZM174 32H173V33H174ZM188 32H189V30L187 31V33H188ZM250 32H249V34H250ZM254 32H255V31H254ZM257 32H258V31H257ZM21 33H22V32H21ZM187 33H186V34H187ZM195 33H196V31H195ZM247 33H248V32H247ZM251 33H252V32H251ZM260 33L263 34L264 32H260ZM6 34H7V33H6ZM178 34H179V33H178ZM184 34H185V33H184ZM257 34H258V33H257ZM142 35H143V34H142ZM192 35H194V34H191V36H192ZM198 35H199V34H198ZM175 36H176V35H175ZM178 36H179V35H178ZM178 36H177V37H178ZM181 36H183V35H181ZM7 38H8V37H7ZM145 38H147V37H145ZM189 38H190V37H189ZM26 39H27V38H26ZM29 39H30V38H29ZM180 39H181V38H180ZM186 39H187V38H186ZM243 39H244V38H243ZM243 39L241 38L240 40L243 41ZM262 39H263V38H262ZM172 40H173V39H172ZM184 40H185V39H184ZM184 40H182V41H184ZM196 40H197V39H196ZM200 40H201V39H200ZM185 41H186V40H185ZM191 41H192V40H191ZM242 41H240V42H241V45H242ZM262 41H263V40H262ZM35 42H36V41H35ZM243 42H244V41H243ZM245 42H246V40H245ZM245 42H244V44H246ZM52 43H53V42H52ZM169 43H170V42H169ZM173 43H174V41H173ZM173 43H172V44H173ZM181 43H182V42H181ZM181 43L178 42V44H181ZM192 43H193V41H192ZM232 43H233V42H232ZM236 43H237V42H236ZM247 43H248V42H247ZM252 43H254V42H252ZM7 44H8V43H7ZM170 44H171V43H170ZM172 44H171V46H173V49H174V48L178 49L177 46H175L177 43L174 44V45H172ZM178 44H177V45H178ZM202 44H203V43H202ZM204 44L206 45V42H205ZM239 44H240V43H239ZM239 44H238L237 46H239ZM244 44H243V45H244ZM249 44L252 45V44H251V41H250ZM166 45H167V43H166ZM185 45H186V44H185ZM247 45H248V44H246V45L243 46V47L245 48ZM257 45H258V44H256V46H257ZM262 45H263V44H262ZM4 46H5V45H4ZM157 46H158V45H157ZM171 46L169 45L168 47L172 48ZM178 46H179V45H178ZM181 46H182V45H181ZM207 46H208V45H207ZM207 46H206V47H207ZM254 46H255V44H254ZM256 46H255V47H256ZM158 47H159V46H158ZM248 47H250V46L248 45ZM259 47H260V46H259ZM259 47H257L258 49H257V48H256V49H257V50H261L262 48H264V45H263V47H262L261 49H260ZM70 48H71V47H70ZM160 48H162V47H160ZM164 48H165V47H164ZM170 48H169V49H170ZM187 48H188V47H187ZM204 48H205V46H204ZM233 48H234V47H233ZM238 48L240 49V46H239ZM27 49H28V48H27ZM29 49H30V48H29ZM181 49H182V48H181ZM183 49H184V48H183ZM185 49H186V48H185ZM198 49H199V48H198ZM198 49H197V50H198ZM205 49H206V48H205ZM207 49H208V48H207ZM234 49L237 50V47L234 48ZM234 49H233V50H234ZM254 49H255V48H254ZM167 50H168V48L165 49V51H167ZM241 50H242V49H241ZM245 50H246V49H245ZM245 50H244V52H245ZM251 50H252V49H251ZM159 51L162 52V51H164V50L161 49V50H159ZM238 51H239V50H238ZM238 51H237V52H238ZM152 52H153V49H152ZM155 52H156V53H155ZM155 52H154L155 54H160V53H157V51H155ZM201 52H203V51H201ZM205 52H206V51H205ZM192 53H193V52H192ZM221 53H223V52H221ZM221 53H220V54H221ZM238 53H239V52H238ZM255 53H258V52H255ZM28 54H29V53H28ZM189 54H190V53H189ZM189 54H188V55H189ZM245 54H248V55H249V53H248L247 51H246ZM245 54H244V55H245ZM250 54H251V52H250ZM252 54H253V53H252ZM252 54H251V55H252ZM258 54H259V53H258ZM262 54H263V53H262ZM262 54H259V55L263 56ZM55 55H56V54H55ZM137 55H138V54H137ZM184 55H185V54H184ZM192 55H193V54H192ZM213 55H214V54H213ZM221 55H223V54H221ZM228 55H229V54H228ZM240 55H241V52H240ZM242 55H243V54H242ZM242 55H241V56H242ZM244 55H243V56H244ZM248 55H247V56H248ZM255 55H256V54H255ZM25 56H26V55H25ZM157 56H158V55H157ZM173 56H175V55H173ZM182 56H183V55H182ZM243 56H242V58H243ZM252 56H253V55H252ZM257 56H258V55H257ZM44 57H45V56H44ZM197 57H198V56H197ZM203 57H204V56H203ZM249 57H251V56H249ZM258 57H259V56H258ZM22 58H23V57H22ZM242 58H241V59H242ZM244 58L247 59L248 57H247V58L244 57ZM252 58L254 59V57H252ZM252 58H251V59H252ZM36 59H37V58H36ZM245 59H244V60H245ZM251 59H250V60H251ZM242 60H243V59H242ZM244 60H243L244 63L242 62L243 65L246 64V63L248 62V59H247V62H246V63H245L246 60H245V61H244ZM262 60H263V59H262ZM262 60H260V61L262 62ZM36 61H37V60H36ZM32 62H34V61H32ZM172 62H173V61H172ZM179 62H180V61H179ZM234 62H235V61H234ZM256 62H257V61H256ZM258 62H259V61H258ZM261 62H260L259 64H262V63L264 62V60H263L262 63H261ZM29 63H30V62H29ZM29 63H28V64H29ZM203 63H204V62H203ZM128 64H129V63H128ZM161 64H162V63H161ZM240 64H241V61H240ZM159 65H160V64H159ZM163 65H164V64H162L161 67L157 65L159 68H156V67H155V70H156L155 73H154V71L152 72V73H154V74L158 77V80H160L159 78H163V79H164L165 75L167 76V73H166V71H165L166 68L164 69V68H163ZM241 65H242V64H241ZM241 65H240V66H241ZM243 65H242V66H243ZM263 65H264V64H263ZM30 66H31V64H30ZM32 66H33V65H32ZM164 66H165V65H164ZM182 66H183V65H182ZM208 66H210V65H208ZM27 67H29V65H28ZM27 67H26V68H27ZM212 67H213V66H212ZM212 67L210 66L209 68H212ZM246 67H247V66H246ZM253 67H254V65H253ZM255 67H256V66H255ZM255 67H254V69H256ZM258 67H259V66H258ZM262 67H263V66H262ZM262 67H259V68H262ZM8 68H10V67H8ZM29 68H30V67H29ZM29 68H28V69H29ZM31 68H32V67H31ZM31 68H30V69H31ZM168 68H169V67H168ZM204 68H205V67H204ZM213 68H214V67H213ZM215 68H216V67H215ZM28 69H27V70H28ZM30 69H29V70H30ZM172 69H173V67H172ZM216 69H217V68H216ZM0 70H1V69H0ZM4 70H5V69H4ZM12 70H13V69H12ZM166 70H167V69H166ZM246 70H247V69H246ZM246 70H245V71H246ZM248 70H249V69H248ZM248 70H247V71H248ZM259 70L262 71V69H258L257 71L259 72ZM8 71H9V70H8ZM128 71H129V70H128ZM128 71H126V72H125V71H124V72H123V71H120V73H121V75H122L121 78H123L124 81L127 83V87H129V89H130L131 92L136 96V98H138V99H140V100L143 101L142 103H144V102L147 101V100H150L151 103L153 104L155 98H154V96H150L152 93L150 94V93L148 92V93L150 94L149 97L147 96L148 93L146 94V96L141 94V93L145 94V93H144L145 90L143 91V89H141V90H142V92H141V90L139 89V86H140V85L142 86L141 83H140V85H139V82H140L141 80H139V82L137 81V77H138V75H140V74H138V75H137V73H136V74H131L132 72L130 73V72H128ZM136 71H137V70H136ZM170 71H171V70H170ZM180 71H181V70H180ZM211 71H212V70H210V72H209V71H208V72L211 73ZM251 71H252V70H251ZM254 71H255V70H254ZM6 72H7V71H6ZM112 72H113V71H112ZM144 72H145V71H144ZM186 72H187V71H186ZM192 72H193V71H192ZM212 72H213V71H212ZM217 72H218V71L216 70V74H217ZM222 72H223V71H221V73H222ZM249 72H250V71H248V72H247L248 74H246V75H245V73H244V75H245V79H247L248 77H250L251 80H252V83L255 85V86H254L255 89H254V87L252 88V89H253V92H252V94H251L252 97H253V101H251V102H253V106H252L251 110H250V109L248 110V111H250V113L252 114L251 116L253 117V119H252V123L249 122L250 125L248 124V126H242V125H243V124H242V125H241L242 127H238V130H237V131H233L234 133H233L232 135H228V137H227V135H226V138H223V137L219 136L220 138L218 137V139H219V141H222L221 143H223V144H229V147H230V149H231L232 151H236L238 148L241 149V146H243L242 149L244 150V146H245V147H246V146H247V147L249 146L250 148H252V149H257V150H258V148H260V150H262L261 152H263V150H264V72H259V73H258V72H257V73H256V72H254V73L252 72L253 75H251L252 73H249ZM30 73H31V72H30ZM113 73H114V72H113ZM113 73H112V74H113ZM138 73H139V71H138ZM140 73H141V72H140ZM180 73H181V72H180ZM213 73H214V72H213ZM221 73H220V75H221ZM112 74H111V75H112ZM186 74H187V73H186ZM188 74H190V73L188 72ZM203 74H204V73H203ZM207 74H208V73H207ZM211 74H212V73H211ZM216 74H213V76H215ZM249 74H250L251 76H250ZM10 75L12 76V74H10ZM10 75H8V77H9V81H10V83H13V82H14V77H11ZM13 75H14V74H13ZM168 75H169V74H168ZM174 75H176V74H174ZM178 75H180V74H178ZM178 75H177V77H178ZM197 75H198V74H197ZM218 75H219V74H218ZM239 75H240V74H239ZM143 76H144V75H143ZM183 76H184V75H183ZM185 76H186V75H185ZM210 76H211V75H210ZM15 77H16V76H15ZM114 77H115V76H114ZM119 77H120V75H119ZM139 77H141V76H139ZM139 77H138V78H139ZM152 77H153V75H152ZM152 77H151V78H152ZM154 77H155V76H154ZM154 77H153V78H154ZM174 77H175V76H174ZM177 77H175V78L177 79ZM179 77H181V76H179ZM198 77H199V76H198ZM238 77H239V76H238ZM121 78H119V79H121ZM168 78H169V76H168ZM168 78H167V79H168ZM171 78H172V75H171ZM175 78H174V79H175ZM183 78H185V77H183ZM183 78H182V79H183ZM210 78H211V77H209L208 79H210ZM213 78H214V77H213ZM123 79H121V80H123ZM142 79H143V78H142ZM156 79H157V78H156ZM176 79H175V80H176ZM204 79H206V78H204ZM204 79L202 78V80H204ZM208 79H207V81H208ZM237 79H238V78H237ZM239 79H241V77H239ZM239 79H238V80H239ZM245 79H244V80H245ZM170 80H173V79H170ZM186 80H188V79L186 78ZM186 80H184V81H186ZM192 80H194V79H192ZM195 80H196V79H195ZM202 80H199V81H202ZM210 80H212V79H210ZM213 80H216V79H213ZM242 80H243V78H242ZM65 81H66V80H65ZM168 81H169V79H168ZM184 81H183V82H184ZM188 81H189V80H188ZM197 81H198V80H197ZM53 82H54V81H53ZM53 82H52V83H53ZM61 82H62V81H61ZM67 82H68V81H67ZM69 82H70V81H69ZM71 82H72V81H71ZM163 82H164V81H163ZM163 82H161V83H163ZM192 82H193V81H192ZM203 82H204V81H202V84H203ZM242 82H243V81H242ZM248 82H249V80H248ZM250 82H251V81H250ZM59 83H60V82H59ZM161 83H160V84H161ZM166 83H169V82H167V80H166ZM185 83H187V82H185ZM205 83H206V81H205ZM205 83H204V85H205ZM211 83H214V81L211 82ZM215 83H216V82H215ZM215 83H214V85H215ZM252 83H248L249 87H250V84H252ZM13 84H14V83H13ZM18 84H19V83H18ZM65 84H66V83H65ZM199 84H201V82H200ZM206 84L209 85V82L206 83ZM20 85H21V84H20ZM46 85H47V84H46ZM54 85H56V84H54ZM157 85H159V83H157ZM162 85L164 86V84H162ZM185 85H188V84H185ZM208 85H205V87H207ZM214 85H212V86H214ZM245 85H247V84H245ZM245 85H244V86H245ZM0 86H1V85H0ZM11 86H12V85H11ZM125 86H126V85H125ZM141 86H140V87H141ZM143 86H144V85H143ZM188 86H190V85H188ZM210 86H211V84H210ZM216 86H217V85H216ZM216 86H215V87H216ZM218 86H219V85H218ZM41 87H42V86H41ZM41 87H40V88H41ZM201 87H202V85H201ZM208 87H209V86H208ZM0 88H1V87H0ZM17 88H18V87H17ZM46 88H48V87H46ZM46 88H44V89H46ZM125 88H126V87H125ZM145 88H146V87H145ZM158 88L162 90L161 92H163V89H164V88L166 89L167 87H163V89H162L161 87H158ZM191 88H192V86H191ZM191 88H190V89H191ZM199 88H200V87H199ZM202 88H203V87H202ZM211 88L214 89V87H211ZM211 88H210V90H211ZM241 88H242V86H241ZM241 88H240V89H241ZM247 88H248V87H247ZM1 89H3V88H1ZM26 89H27V88H26ZM26 89H24V92L26 91ZM159 89H157V90H158V93H160V92H159ZM207 89H208V91H209V93H210L209 88H207ZM213 89H212L211 91L214 92ZM237 89H238V88H237ZM237 89H236V90H237ZM249 89H250V88H249ZM6 90H7V89H6ZM27 90H28V89H27ZM31 90L34 91V90H35L34 87H33V89H31ZM38 90H39V89H38ZM200 90H201V88H200ZM205 90H206V89H205ZM216 90H217V88H216ZM19 91H20V90H19ZM29 91H30V89H29ZM36 91H37V90H36ZM36 91H35V92H36ZM39 91H42V90H39ZM39 91H38V93H39ZM149 91H150V90H149ZM164 91H165V90H164ZM169 91H170V90H169ZM234 91H235V90H234ZM238 91H239V90H238ZM153 92H154V91H153ZM156 92H157V91H156ZM197 92H198V90H197ZM199 92H200V91H199ZM246 92H247V91H245V93H246ZM250 92H251V91H250ZM21 93H22V92H21ZM42 93H43V92H42ZM175 93H176V92H175ZM201 93H202V92H200L199 94H201ZM18 94H20V93H18ZM25 94H28V93H25ZM130 94H131V93H130ZM133 94H132V95H133ZM154 94H157V93H154ZM166 94H167V93H166ZM197 94H198V93H197ZM234 94L237 95V93H234ZM234 94H233V95H234ZM241 94H242V92H241ZM241 94H240V96H238V98H239V97L242 98ZM34 95L37 96V93H34ZM40 95H41V94H40ZM141 95H142V96H141ZM160 95H161V94H160ZM160 95H155V96H158V97H159ZM162 95H163V94H162ZM203 95H204V94H203ZM233 95H232V97H233ZM236 95H235V98H236ZM238 95H239V94H238ZM17 96H18V95L16 94V97H17ZM22 96L24 97L25 95H23V94L20 95V98H21ZM27 96H32V95H31V93H30V95H29V94L26 95L25 98H26ZM165 96L168 97L167 95H165ZM171 96H172V95H171ZM195 96H196V94H195ZM200 96H202V94H201ZM214 96H215V95H214ZM33 97H34V96H33ZM162 97H163V96H162ZM166 97H165V98H166ZM192 97H193V96H192ZM197 97H198V96H197ZM247 97H248V96H247ZM12 98H13V97H12ZM17 98L19 99V96H18ZM27 98H29V97H27ZM163 98H164V97H163ZM163 98H160V100L163 99ZM248 98H249V97H248ZM10 99H11V97H10ZM18 99H16L17 102H15V104H16V107H15V108H18V106L20 107V104H18V106H17V103H19V102H18ZM21 99H22L21 101L19 100L20 102H23V101L25 100L24 98H21ZM23 99H24V100H23ZM167 99H170V97L167 98ZM167 99H165V100H167ZM231 99H232V98H231ZM233 99H234V98H233ZM239 99H240V98H239ZM251 99H252V98H251ZM1 100H2V99H1ZM8 100H9V98H8ZM32 100H33V99H32ZM155 100H157V99H155ZM165 100H164V101H165ZM170 100H173V99H170ZM178 100H179V98H178ZM187 100H188V99H187ZM192 100H193V99H192ZM194 100H195V99H194ZM150 101H148V102H150ZM152 101H153V102H152ZM164 101H163V102H164ZM233 101H234V100H233ZM236 101H237V100H236ZM240 101H241V100H240ZM0 102H1V101H0ZM9 102H12V103H13L14 100L12 101V99H11V101H9ZM170 102H171V101H170ZM170 102H168V100H167V103H170ZM173 102H174V101H173ZM173 102H172V103H173ZM246 102H247V101H246ZM251 102H250V103H251ZM25 103H26V104H30L31 102H30V103H27V101H26ZM145 103L147 104V102H145ZM156 103L158 104L159 101L157 100ZM156 103H155V104H156ZM160 103H161V102H160ZM167 103H164V104H167ZM172 103H171V105H172ZM176 103H177V102H176ZM230 103H231V105H235V104H237V105H238V108H239V105H240L241 102H240L239 104H238V103H235V102H233V103H235V104H232V102H230ZM248 103H249V102H248ZM1 104H2V103H1ZM7 104H8V103H7ZM7 104L5 103V105H7ZM146 104H144V105H146ZM152 104H151V105H152ZM155 104H153V105L156 106ZM173 104H174L173 106H175V103H173ZM202 104H203V103H202ZM215 104H216V103H215ZM2 105H3V104H2ZM9 105H10V104H9ZM12 105H13V104H12ZM21 105H24V102H23V104H21ZM36 105H37V104H36ZM148 105H150V104H147V106H148ZM159 105H163V104H162V103H161V104H158L157 107H158ZM168 105H170V104H168ZM209 105H210V104H209ZM237 105H236V107H237ZM246 105H247V104H246ZM249 105H250V104H249ZM7 106H8V105H7ZM14 106H15V105H14ZM25 106H26V105H25ZM27 106H28V105H27ZM163 106H164V105H163ZM163 106H162V107H163ZM177 106H178V105H177ZM2 107H3V106H1V108H2ZM31 107H32V105H31ZM151 107H152V106H151ZM165 107H168V106H165ZM169 107H170V109H171V106H169ZM214 107H215V106H214ZM230 107H231V106H230ZM233 107H234V106H233ZM240 107H241V106H240ZM1 108H0V110L2 111L3 109H1ZM6 108H7V107H6ZM8 108H10V109L12 108V109H13L14 107H12V106L10 107V106H9ZM23 108H24V107H23ZM119 108H120V107H119ZM119 108H118V109H119ZM149 108H150V107H149ZM185 108H186V107H185ZM242 108H243V110H244L245 107H242ZM248 108H249V106H248ZM4 109H5V107H4ZM10 109H8V111H9ZM118 109H117V110H118ZM156 109H157V108H156ZM165 109H166V108H165ZM170 109L167 108V110H168V111H167V114H169L168 112H169ZM230 109H231V108H230ZM240 109H241V108H240ZM119 110H121V109H119ZM119 110H118V111H119ZM163 110H164V109H163ZM181 110H182V108H181ZM185 110H186V109H185ZM194 110H195V109H194ZM225 110H226V109H225ZM231 110H232V109H231ZM235 110H237V108H236ZM3 111H5V110H3ZM31 111L33 112L32 109H31ZM118 111H117V112H118ZM151 111H152V110H151ZM165 111H166V110H165ZM190 111H191V110H190ZM201 111H202V110H201ZM233 111H234V109H233ZM239 111H241V110H239ZM155 112H156V111H155ZM213 112H214V111H213ZM242 112H243V111H242ZM242 112H241V113H242ZM3 113H4V112H3ZM3 113H2V114H3ZM5 113L8 114V112H5ZM5 113H4V114H5ZM12 113H13V111H12ZM34 113H35V112H34ZM153 113H154V112H153ZM153 113H152V114H153ZM205 113H206V112H205ZM228 113H230V112H228ZM231 113H232V112H231ZM231 113H230V114H231ZM239 113H240V112H239ZM241 113H240L239 116H241ZM244 113H245V112H244ZM244 113H243V114H244ZM247 113L250 114L249 112H247ZM7 114H6L5 116H9V115H7ZM13 114H14V113H13ZM160 114H161V113H160ZM163 114H164V113H163ZM198 114H199V113H198ZM165 115H166V114H165ZM195 115H196V114H195ZM199 115H200V114H199ZM202 115H203V114H202ZM232 115H233V114H232ZM246 115H247V114H246ZM246 115H245V116H246ZM3 116H4V115H3ZM5 116L2 117V115H1V117L3 118V120H0V124H1V121H2V123H3L6 119H8L9 117H10V118L12 117L11 115H10L9 117H5ZM16 116H17V115H16ZM153 116H154V115H153ZM235 116H236V115H235ZM235 116H234L233 118H235ZM245 116H244V119L246 120L247 117H245ZM247 116H249V115H247ZM251 116H249V117H251ZM18 117H19V116H18ZM20 117H21V116H20ZM118 117H119V116H118ZM168 117H169V116H168ZM177 117H179V116H177ZM228 117H229V116H228ZM249 117H248V118H249ZM252 117H251V118H252ZM2 118H1V119H2ZM4 118H6V119H4ZM182 118H183V117H182ZM205 118H206V117H205ZM230 118H231V117H230ZM233 118L231 119L232 121L236 119V118H235V119H233ZM168 119H169V118H168ZM226 119H227V118H225V120H226ZM19 120H20V119H19ZM159 120H160V119H159ZM183 120H184V119H183ZM236 120H237V119H236ZM240 120H241V119H240ZM240 120H238V121H240ZM6 121H9V120H6ZM250 121H251V120H250ZM10 122H11V120H10ZM12 122L15 123V126H14V127H16V122H17V124H19L18 120L15 121V122H14V121H12ZM12 122H11V123H12ZM159 122H160V121H159ZM176 122H177V121H176ZM214 122H215V121H214ZM229 122H230V121H229ZM235 122H236V121H235ZM6 123H7V122H6ZM6 123H5V125H8V123H7V124H6ZM11 123H10V124H11ZM13 123H12V124H13ZM22 123H23V122H22ZM212 123H213V122H212ZM226 123H227V122H226ZM230 123H231V122H230ZM12 124H11V126H12ZM20 124H21V123H20ZM163 124H164V123H163ZM237 124H238V123H237ZM237 124H236V126H237ZM244 124H245V123H244ZM246 124H247V123H246ZM1 125H4V124H1ZM22 125L25 126L24 124H22ZM54 125H55V124H54ZM214 125H215V124H214ZM220 125H221V124H220ZM222 125H224V124H222ZM226 125H227V124H225V126H226ZM231 125H235V123L232 122V124H230V126H231ZM238 125H239V124H238ZM11 126H10V127H11ZM170 126H171V125H170ZM230 126H229V129H230ZM0 127H1V126H0ZM6 127H7V126H5V128H6ZM8 127H9V126H8ZM20 127H21V126H20ZM69 127H70V126H69ZM16 128H18V127H16ZM24 128L27 129L28 127H27V128L24 127ZM200 128H202V126H201ZM212 128H213V126H212ZM221 128H222V127H221ZM232 128H233V126H232ZM234 128H235V127H234ZM12 129H13V127H12ZM29 129H30V127H29ZM50 129H51V128H50ZM68 129H69V128H68ZM68 129H67V130H68ZM70 129H71V128H70ZM190 129H191V128H190ZM219 129H220V127H219ZM223 129H224V128H223ZM223 129H221V130L224 131V132L227 130V128H226V130H225V129L223 130ZM0 130H2V129H0ZM3 130H6V129H3ZM7 130H9V129H7ZM14 130H15V129H14ZM14 130H13V131H14ZM21 130H22V129H21ZM30 130H31V129H30ZM71 130H72V129H71ZM165 130H166V129H165ZM188 130H189V129H188ZM212 130H213V129H212ZM212 130H211V131H212ZM232 130H234V129H232ZM10 131H11V130H10ZM15 131H16V130H15ZM15 131H14V132H15ZM25 131H26V130H25ZM46 131H47V130H46ZM52 131H54V129H53ZM52 131H51V132H52ZM65 131H66V130H65ZM65 131H64V132H65ZM68 131H70V130H68ZM68 131H67V132H68ZM190 131H191V130H190ZM197 131H198V130H196L195 132H197ZM202 131H203V129H202ZM216 131H217V129H216ZM222 131H219V132L221 133ZM16 132H17V131H16ZM213 132H214V131H213ZM226 132L228 133V130H227ZM230 132H231V129H230ZM8 133H9V132H8ZM17 133H18V132H17ZM21 133H22V132H21ZM28 133H29V132H28ZM31 133H32V134H31ZM31 133H30L31 136H32L33 133H34V135L32 136V138L34 139V138H35L34 136H35V134H37V133H35V132H31ZM47 133H48V131H47L45 134H47ZM49 133H50V130H49ZM69 133H70V132H69ZM209 133H211V132H209ZM227 133H226V134H227ZM30 134H29V135H30ZM38 134H39V133H38ZM38 134H37V135H38ZM193 134H194V132H193ZM222 134H223V133H222ZM224 134H225V133H224ZM43 135H44V134H43ZM49 135H52V136H53L54 134L51 133V134H49ZM63 135H64V134H63ZM217 135H218V134H217ZM220 135H221V134H220ZM21 136H23V135H21ZM39 136H40V134H39ZM39 136H37V137H39ZM211 136H212V135H211ZM224 136H225V135H224ZM43 137H45V136H43ZM43 137L40 136V139H38V138H35V139H38V140L40 141V140L43 139ZM183 137H184V136H183ZM188 137H189V136H188ZM190 137H192V136H190ZM197 137H199V136L197 135ZM213 137H214V135H213ZM11 138H12V137H11ZM41 138H42V139H41ZM53 138H54V136H53ZM98 138H99V137H98ZM195 138H196V137H195ZM211 138H212V137H210V139H211ZM0 139H1V138H0ZM185 139H187V138L185 137ZM185 139H184V140H185ZM189 139H190V138H189ZM216 139H217V138H216ZM12 140H13V139H12ZM184 140H182V141H184ZM2 141H3V140H2ZM43 141L45 142V141H47V140H45V138H44ZM177 141H178V140H177ZM185 141H186V140H185ZM192 141H193V140H192ZM192 141H191V142H192ZM200 141H201V140H200ZM212 141H213V139H212ZM14 142H15V141H14ZM37 142H38V141H37ZM188 142H189V141H188ZM210 142H211V140H210ZM5 143H6V142H5ZM108 143H109V142H108ZM110 143H112V142H110ZM113 143H116V142H113ZM113 143H112V144H113ZM181 143H182V142H181ZM195 143H196V142H195ZM195 143H194V144H195ZM208 143H209V142H208ZM7 144H8V142H7ZM7 144H6V145H7ZM20 144H22V143H20ZM32 144L34 145L35 143H32ZM40 144H41V143H40ZM49 144H50V143H49ZM116 144H117V143H116ZM187 144H188V143H187ZM189 144H190V143H189ZM197 144H198V143H197ZM210 144H211V143H210ZM0 145H1V142H0ZM4 145H5V144H4ZM14 145H16V144H14ZM46 145H48V142L46 143ZM52 145H53V144H52ZM176 145H178V144H176ZM204 145H205V144H204ZM220 145H221V144H220ZM16 146H17V145H16ZM42 146H43V145H42ZM49 146H50V145H49ZM113 146H114V145H113ZM178 146H179V145H178ZM184 146H185V145H184ZM205 146H206V145H205ZM212 146H213V144H212ZM217 146L219 147V144H218ZM1 147H2V146H1ZM17 147H18V146H17ZM17 147H16V148H17ZM19 147H20V146H19ZM28 147H29V146H28ZM109 147H112V145H111V146L109 145ZM115 147H117V146H114L113 148H115ZM119 147H120V146H119ZM182 147H183V145H182ZM187 147H188V146H187ZM187 147H186V148L184 147V148L187 149ZM198 147H199V146H198ZM201 147H202V146H201ZM222 147H223V146H222ZM226 147H228V145H226ZM229 147H228V149H229ZM247 147H246V148H247ZM30 148H31V147H30ZM32 148L34 149V147H32ZM113 148H112V149H113ZM122 148H123V147H122ZM184 148H183V149H184ZM190 148H191V147H190ZM213 148H214V147H213ZM213 148H212V149H213ZM1 149H2V148H1ZM3 149H4V148H3ZM19 149H20V148H17L18 151H19ZM26 149H28V148H26ZM43 149H45V148H43ZM118 149H119V148H118ZM201 149H202V148H201ZM214 149H215V148H214ZM220 149H223V148L220 147ZM226 149H227V148H226ZM242 149H241V150H242ZM252 149H248V150H252ZM24 150H25V149H24ZM114 150H116V149H114ZM189 150H190V149H189ZM205 150H206V147H205ZM207 150H208V149H207ZM207 150H206V151H207ZM216 150H217V149H216ZM224 150H225V149H224ZM243 150H242V152H241V154H240L241 156H239V157L237 156L238 159H237L236 157H235V159L238 160L237 163H238V162L240 163V165H241L240 168H241V169H243V170H249V167H250V165H249V163H248L249 160L247 161V159H246V157H247V152H248V151L246 152V149H245V152H244ZM257 150H256V151H257ZM1 151H3V150H1ZM1 151H0V154H1L0 156L2 157V156H4V154L6 155L5 152L7 151V148H6V151H5V152L3 151V152H4L3 155H2V152H1ZM8 151H9V150H8ZM28 151H30V150L28 149ZM36 151H38V150H36ZM45 151H46V150H45ZM45 151L43 150L42 152L45 153ZM61 151H62V150H61ZM61 151H60V152H61ZM81 151H82V150H81ZM88 151H89V150H88ZM88 151H87V153H88ZM120 151H121V150H120ZM120 151H119V152H120ZM123 151H124V150H123ZM125 151H126V150H125ZM125 151H124V152H125ZM206 151H205V152H206ZM209 151H210V150H209ZM213 151H214V150H213ZM238 151H240V150H238ZM238 151H237V152H238ZM252 151H253V150H252ZM258 151H259V150H258ZM12 152H13V151H12ZM85 152H86V151H85ZM113 152H114V151H113ZM113 152L111 151L112 154H113ZM115 152H116V151H115ZM119 152H118V154H120ZM121 152H122V151H121ZM205 152H204V153H205ZM207 152H208V151H207ZM214 152H215V151H214ZM220 152H221V150H220ZM220 152H217V153H215L214 155H217V154L220 153ZM237 152H236V154H237ZM250 152H251V151H250ZM253 152H255V151H253ZM261 152H260V153H261ZM16 153H17V152H16ZM19 153H20V152H19ZM26 153H27V152H26ZM30 153H31V152H30ZM36 153L39 154V151L36 152ZM89 153H92V152L90 151ZM194 153H195V152H194ZM197 153H198V152H197ZM202 153H203V152H202ZM210 153H211V152H210ZM221 153L224 154L223 150H222ZM238 153H240V152H238ZM9 154H10V156H11V153H10V152H9ZM14 154H15V153H14ZM31 154L33 155L34 153L32 152ZM38 154H37V155H38ZM68 154H69V153H68ZM68 154H67V155H68ZM77 154H78V153H77ZM92 154H93V153H92ZM118 154H117V155H118ZM122 154H123V152H122ZM175 154H176V153H175ZM206 154H208V153H206ZM223 154H222V155H223ZM226 154H227V153H226ZM230 154H232V153H230ZM233 154H235V152H234ZM249 154H250V153L248 152V155H249ZM7 155H8V153H7ZM72 155H73V154L71 153V157H72V158H71V157H67V159H68V158H71V159H70V162H72L71 160L74 159ZM78 155H79V154H78ZM80 155H81V154H80ZM82 155H83V153H82ZM105 155H106V154H105ZM131 155H132V154H131ZM202 155H203V154H202ZM211 155H213V154H211ZM211 155H209V156H211ZM222 155L219 154L220 157H223V158H226V159H227V157L229 156V153H228V155H226L227 157H224V155H223V156H222ZM253 155H254V154H253ZM253 155H252V156H253ZM260 155H261V154H260ZM10 156L8 155V158H9ZM12 156H13V158H14L16 155H12ZM12 156H11V157H12ZM112 156H113V155H112ZM199 156H201V155L199 154ZM234 156H236V155H233V158H234ZM258 156H259V155H258ZM16 157H17V156H16ZM114 157H115V156H114ZM140 157H141V155H140ZM201 157H202V156H201ZM207 157H208V156H207ZM207 157L205 156L206 160H208V161L212 159V158L210 159L209 157H208V158H207ZM213 157H214V156H213ZM262 157H263V156H262ZM262 157H259V158L261 159ZM2 158H3V157H2ZM57 158H58V157H57ZM78 158H79V157H78ZM127 158H129V154H128V157H127ZM130 158H132V156H130ZM130 158H129V159H130ZM137 158H138V159H134V158H132V160H130V161H127V159L125 158L126 161H124V162H117L115 168L117 167V170H118V168H120L123 172L126 171V172H129V173H130V171H133V172H134V171H138V172L140 173V171L142 172L143 170L150 169V166L148 167V164H150V163H148V164H146L147 162L145 163V161H147V160L144 159L145 161H143L142 158H140L141 160L139 159V157H137ZM199 158H200V157H199ZM223 158H221V160H222ZM233 158H232V155H231V158H230V159L232 160ZM247 158H248V157H247ZM253 158H254V156H253ZM256 158H257V157H256ZM259 158H258V159H259ZM4 159H6L5 156H4ZM9 159H11V161H12V158H9ZM9 159H6V160H9ZM43 159H44V158H43ZM75 159H76V158H75ZM75 159H74V161H76ZM79 159H80V158H79ZM123 159H124V158H123ZM188 159H189V158H188ZM203 159H204V156H203ZM230 159H229V161H231ZM254 159H255V158H254ZM254 159H253V160H254ZM2 160H3V159H2ZM16 160H18V159H16ZM21 160H23V159H21ZM64 160H65V159H64ZM68 160H69V159H68ZM77 160H78V159H77ZM197 160H198V159H197ZM200 160H201V158L199 159V162H200ZM219 160H220V158H219ZM251 160H252V159H251ZM253 160H252V161H253ZM255 160H256V159H255ZM261 160H262V159H261ZM263 160H264V159H263ZM3 161H5V160H3ZM3 161L0 162V164L2 163V164L4 165ZM11 161H10V162H11ZM66 161H67V160H66ZM191 161H192V160H191ZM224 161H225V160H224ZM235 161H236V160H234V164H236ZM8 162H9V161H8ZM8 162L6 161V163H7L6 165H8V164L12 165L11 163H8ZM13 162H16V161L14 160ZM19 162H20V160H19ZM29 162H30V161H29ZM34 162H35V161H34ZM34 162H33V164H34ZM68 162H69V161H68ZM68 162H67V163H68ZM70 162H69V163H70ZM164 162H165V161H164ZM189 162H190V160H189ZM195 162H196V160H195ZM201 162H202V160H201ZM204 162H205V161H203V163H204ZM214 162H215V161H214ZM231 162H232V161H231ZM253 162H254V161H253ZM256 162H257V161H256ZM263 162H264V161H263ZM16 163H17V162H16ZM20 163H21V166H23L22 164H25V162H24V163L20 162ZM31 163H32V162H31ZM63 163H64V162H63ZM67 163L65 162V164H67ZM69 163H68V164H69ZM74 163H78V162H74ZM190 163H191V162H190ZM196 163H198V162H196ZM209 163H210V161H209ZM209 163H208V166H209ZM216 163H217V162H216ZM257 163H260V165H261V162L258 161ZM42 164H43V163H42ZM60 164H61V163H60ZM65 164H64V167H65ZM164 164H166V162H165ZM187 164H188V163H187ZM194 164H195V163H194ZM194 164L191 163L192 167H194V166H195V167H198V166H197L198 164H197V165H196V164L194 165ZM199 164H200V163H199ZM204 164H205V163H204ZM17 165H18V164H17ZM26 165H28V164L26 163ZM35 165H36V164H35ZM69 165H70V164H69ZM69 165H68V166H69ZM75 165H76V164H74V166H75ZM167 165H168V164H167ZM167 165H166V166H167ZM205 165H206V164H205ZM211 165H212V164L210 163V166H211ZM15 166H16V165H15ZM21 166H20V167H21ZM24 166H25V165H24ZM59 166H60V165H59ZM61 166H62V165H61ZM66 166H67V165H66ZM68 166H67V167H68ZM87 166H88V164H87ZM95 166H96V165H95ZM185 166H186V165H185ZM189 166H190V165H189ZM199 166H201V167H200V169H201V168H202V165H199ZM203 166H204V165H203ZM208 166H207V167H208ZM221 166H222V165H221ZM227 166H228V165H227ZM230 166H231V164H230ZM236 166L238 167L237 164H236ZM251 166H252V165H251ZM255 166H256V165H255ZM257 166H258V164H257ZM7 167H8V166H6L5 168H7ZM20 167H19V168H20ZM26 167H27V168H25V170L28 169V167H30V166L28 165V166H26ZM67 167H66V168H67ZM71 167H72V166H70V170L73 171V170L71 169ZM75 167H76V166H75ZM89 167H90V165H89ZM89 167L87 168V167H86V163H85V164L83 163L82 168H83V169L86 168V169H84V170L86 171V173H87V170H90ZM161 167H162V166H161ZM170 167H171L172 169H168V171L170 170V172H172L171 170H173V167H174V166H170ZM170 167H168V168H170ZM205 167H206V166H205ZM237 167H235V169H236ZM258 167H259V166H258ZM258 167H257V168H258ZM10 168H11V167H10ZM10 168H9V170H8V169H7V170H4L3 175H4V173H5V176H6V175H7L6 173H8V172H9L10 174H13V173L15 174V171H14L13 173H11ZM15 168H16V167H15ZM66 168H65V170H67V169L69 170V168H67V169H66ZM78 168H79V167H78ZM78 168H77V169H78ZM92 168H93V167H92ZM174 168H175V167H174ZM183 168H184V167H183ZM183 168H182V169H183ZM190 168H191V167H190ZM211 168H212V167H210V169H211ZM223 168H224V167H223ZM252 168H253V167H252ZM252 168H251V169H252ZM255 168H256V167H255ZM255 168H254V171H256ZM261 168H262V167H261ZM263 168H264V167H263ZM0 169H1V167H0ZM13 169H14V168H13ZM13 169H12V170H13ZM16 169H17V168H16ZM16 169H15V170H16ZM43 169H44V168H43ZM77 169H76V170H77ZM79 169H80V168H79ZM93 169H94V171H96L95 168H93ZM93 169H92V171H93ZM97 169H98V168H97ZM123 169H124V170H123ZM185 169H186V168H185ZM191 169H193V168H191ZM194 169H195V168H194ZM202 169H203V168H202ZM210 169H209V170H210ZM241 169H240V172L243 171V170L241 171ZM251 169H250V170H251ZM258 169H259V168H258ZM20 170H22V169L20 168ZM31 170H32V169L29 170L30 173L33 172V170H32V172H31ZM36 170H38V169H36ZM36 170H35V171H36ZM53 170H54V169H53ZM61 170H63V169H61ZM70 170H69V171H70ZM80 170H82V169H80ZM101 170H102V171H101ZM101 170H100V171H101L102 173H104V172H103V167H102ZM121 170H120V171H121ZM150 170H151V169H150ZM154 170H155V169H154ZM154 170H152L153 173H154ZM174 170H175V169H174ZM174 170H173V171H174ZM197 170H198V169H197ZM226 170H227V169H226ZM232 170H233V172H234V169H232ZM237 170H238V169H237ZM250 170H249V171H250ZM2 171H3V169L1 170V172H2ZM5 171H8V172H5ZM17 171H18V169H17ZM17 171H16V174H17ZM39 171H40V170H39ZM44 171H45V170H44ZM44 171H42V172H44ZM49 171L51 172L52 170L50 169ZM78 171H79V170H77V173H78ZM98 171H99V170H98ZM98 171H97V172H98ZM122 171H121V172H122ZM181 171H182V170H181ZM193 171H194V170H193ZM212 171L214 172V170H212ZM218 171H219V169H218ZM230 171H231V170H230ZM230 171H229V172H230ZM238 171H239V170H238ZM249 171H248V172H249ZM251 171H252V170H251ZM260 171H261V169H259V171H258L259 174H260ZM18 172H19V171H18ZM20 172H22V171H20ZM24 172H26V171H23V173H24ZM50 172H49V174H50ZM54 172H55V170H54ZM66 172H67V171H66ZM73 172H74V171H73ZM116 172H117V171H116ZM147 172H148V171H147ZM155 172H156V171H155ZM177 172H178V171H177ZM202 172H204V169H203ZM205 172H206V171H205ZM210 172H211V171H210ZM210 172H209V174H208L209 176L211 175ZM223 172H224V171H223ZM226 172H227V171H226ZM229 172H228V173H229ZM233 172H232V175L234 174ZM244 172H245V171H244ZM248 172H247V173H248ZM258 172H257V173H258ZM23 173H22V176H24ZM34 173H35V172H34ZM39 173H40V172H38L37 174L39 175ZM45 173H48V172L46 171V172H44L43 174H42V173H40V174L44 175ZM52 173H53V172H52ZM55 173H56V172H55ZM63 173H64V172H63ZM68 173H69V172H68ZM70 173L72 174V172H70ZM79 173H80V171H79ZM82 173H84V171H83ZM88 173H89V172H88ZM105 173H106V172H105ZM105 173H104V175L108 176V175L105 174ZM111 173H112V172H111ZM111 173H110V175H111ZM118 173H119V172H118ZM124 173H125V172H124ZM148 173H149V172H148ZM156 173H157V172H156ZM196 173H197V171H196ZM199 173H200V172H199ZM199 173H197V174L199 175ZM207 173H208V172H207ZM224 173H225V172H224ZM224 173H220V174L223 175ZM228 173H226L227 176H228ZM252 173H253V172H252ZM261 173L264 174V171L261 172ZM18 174H19V173H18ZM18 174H17V175H18ZM20 174H21V173H20ZM24 174H25V173H24ZM73 174H75V175H73L74 177L77 175L76 172L73 173ZM97 174H98V173H97ZM112 174H113V173H112ZM114 174H116V173H114ZM126 174H127V173H126ZM154 174H155V173H154ZM171 174H172V173H171ZM179 174H180V173H179ZM181 174H183V173H181ZM188 174H189V173H188ZM193 174H194V173H193ZM201 174H202V173H201ZM215 174H216V173H215ZM218 174H219V173H218ZM218 174H216V176H219V175H220V174H219V175H218ZM236 174L239 175V173H237V172H236ZM242 174H243V173H242ZM259 174H258V175H259ZM1 175H2V173H1ZM25 175H26V174H25ZM54 175H56V174L53 173V177H54ZM88 175H91V174H88ZM95 175H96V174H95ZM99 175H100V174H99ZM99 175H97V176H99ZM121 175H123V174H120V176H121ZM127 175H128V174H127ZM146 175H147V174H146ZM146 175H145V176H146ZM156 175H157V174H156ZM184 175H185V174H184ZM189 175H190V174H189ZM189 175H188V176H189ZM191 175H192V174H191ZM191 175H190V176H191ZM203 175H204V174H203ZM206 175H207V174H206ZM237 175H236V176H237ZM240 175H241V174H240ZM245 175H246V172H245ZM247 175H249V174H247ZM247 175H246V176H247ZM254 175H255V174H254ZM256 175H257V174H256ZM11 176H12V175H11ZM13 176H14V175H13ZM45 176H46V175H44L43 177H45ZM47 176H48V175H47ZM80 176H81V175H80ZM115 176H116V175H115ZM118 176H119V175H118ZM193 176H194V175H192L191 177L193 178ZM225 176H226V175H225ZM227 176H226V177H227ZM233 176H234V175H233ZM233 176H232V177H233ZM263 176H264V175H263ZM74 177H73V178H74ZM77 177H78V176H77ZM81 177H82V176H81ZM81 177H80V178H81ZM100 177H101V176H100ZM100 177H99V179H100ZM102 177H103V176H102ZM102 177H101V178H102ZM124 177H125V176H124ZM126 177H127V179L129 178L128 176H126ZM136 177H137V176H136ZM147 177H148V176H147ZM196 177H197V176H196ZM204 177L206 178V176H203L204 183H207L208 180H209L210 178L207 179V178H208V177H207V178H206V179H207V182H206V180L204 179ZM214 177H215V176H213L212 178H214ZM221 177H224V176H221ZM226 177H225V178H226ZM242 177H243V175H242ZM250 177H251V176H250ZM256 177H257V176H256ZM1 178H2V177H1ZM5 178H6V177H5ZM5 178H4V179H5ZM54 178H55V177H54ZM71 178H72V177H71ZM78 178H79V177H78ZM78 178H76V179H78ZM80 178H79L78 180H81ZM83 178H84V177H83ZM83 178H82V179H83ZM93 178H94V177H93ZM95 178H96V177H95ZM112 178H113V175H112ZM115 178H116V177H115ZM117 178H118V179H116V180L118 181L121 177H117ZM150 178H151V177H150ZM184 178H185V177H184ZM197 178H198V177H197ZM200 178H201V177H200ZM212 178H211V179H212ZM217 178H218V177H217ZM225 178H224V179H225ZM243 178H246V177H243ZM247 178H248V176H247ZM247 178H246L245 180H249V179H247ZM252 178L254 179V176H253ZM258 178H259V177H258ZM258 178H257V179H258ZM261 178H262V177H261ZM6 179H7V178H6ZM22 179H23V178H22ZM24 179H25V178H24ZM32 179H33V178H32ZM55 179H57V178H55ZM59 179L61 180V178H58V181H57V180H56V181H57V182H61L62 180L59 181ZM76 179H75V180H76ZM84 179H85V181H87V178H84ZM96 179H98V177H97ZM124 179H125V178H124ZM134 179H135V178H134ZM134 179H133V180H134ZM157 179H158V178H157ZM157 179H155V181H157ZM164 179H165V178H164ZM193 179H194V178H193ZM201 179H202V178H201ZM211 179H210V180H211ZM227 179H229V177H227ZM231 179H232V178H231ZM233 179H234V178H233ZM233 179H232V180H233ZM237 179H238V178H237ZM257 179H256L255 183L258 181ZM259 179H260V178H259ZM2 180H3V178H2ZM29 180H30V179H29ZM37 180H39V179H37ZM37 180H36V181H37ZM40 180H41V176H40ZM42 180H43V179H42ZM46 180H47V178H46ZM46 180H45V181H46ZM52 180H53V179H51V181H52ZM63 180H64V179H63ZM75 180H74V181H75ZM112 180H113V179H110L109 181H112ZM114 180H115V179H114ZM122 180H123V178H122ZM122 180H120V181H122ZM125 180H126V179H125ZM147 180H148V179H147ZM150 180H151V179H150ZM198 180H200V179H198ZM213 180H214V179H212L211 181L213 182ZM218 180H219V179H218ZM218 180H217V181H218ZM221 180H222V179H221ZM239 180H240V179H238V181H239ZM260 180H261V179H260ZM263 180H264V178H263ZM5 181H6V180H5ZM9 181H10V180H9ZM15 181H16V182H19V183L21 184L20 180H19V181L15 180ZM21 181H24V180H21ZM45 181L43 180L42 183L45 182ZM47 181H50L49 178H48ZM47 181H46V182H47ZM51 181H50V182H51ZM81 181H82V180H81ZM85 181H84V182L82 181V182L87 184L88 181H87V182H85ZM93 181H94V180H93ZM93 181H92L91 184L88 183V186H89V184H90L89 187H91V185L95 182V181H94V182H93ZM120 181H119V182H120ZM143 181H145V180H143ZM151 181H152V182H151ZM151 181H150V182L153 183V179H152ZM194 181H195V183H196V182H199V181H196V179H195ZM214 181H216V180H214ZM241 181H242V180H241ZM250 181H251V180H250ZM31 182H32V181H31ZM33 182H34V181H33ZM39 182H40V181H39ZM39 182H38V183H39ZM53 182H54V180H53L51 183H53ZM90 182H91V181H90ZM101 182H102V181H101ZM101 182L99 181L100 184H101ZM104 182H105V181H103V184L108 185L106 182H105V183H104ZM113 182H114V181H113ZM113 182H109V183H113ZM126 182H128V183H129V186H130V183H131L132 181H131V179H130V181H126ZM136 182H138V181H136ZM136 182H135V183H136ZM147 182H149V181H146L145 183H147ZM150 182H149V183H150ZM190 182H191V181H190ZM192 182H193V181H192ZM192 182H191V183L185 182V183H187V184H191V185H192ZM200 182H201V180H200ZM222 182H223V181H222ZM226 182H227V180H226ZM229 182H231V180H230ZM229 182H228V183H229ZM253 182H254V181H253ZM259 182L261 183L262 181H259ZM263 182H264V181H263ZM2 183H3V182H2ZM9 183H11V182H9ZM9 183H8V185H9ZM14 183H15V182H14ZM28 183H29V181H28ZM42 183H40V184L42 185ZM51 183H50V185H51ZM69 183H70V182H69ZM69 183H68V184H69ZM97 183H98V182H97ZM114 183H115V182H114ZM116 183H117V182H116ZM128 183H126V184H128ZM142 183H144V182H142ZM159 183H160V182H159ZM167 183H168V182H167ZM201 183H202V182H201ZM204 183H203V184H204ZM218 183H219V182H218ZM218 183H217V182H216V183H211V187H212L211 191L213 190V191H214L213 193L216 192V195H217V193H218L219 195L221 194V195L224 196V195L226 194V192L229 193V191H231L232 188L234 187V186H233V187L231 188V190H225V187H224V186L227 187L226 183H225V185H223V184H218ZM251 183H252V182H251ZM257 183H258V182H257ZM0 184H1V183H0ZM4 184H5V182H4ZM4 184H3V185H4ZM6 184H7V183H6ZM20 184H19V186L21 187V185H23V183H22L21 185H20ZM25 184L27 185L26 182H25ZM35 184H36V182H35ZM35 184H31V183H30L31 186H33V185H35ZM40 184H39V186H40ZM57 184H58V183H57ZM60 184L62 185V183H60ZM60 184H58L57 187H58V186H61ZM63 184H64V183H63ZM103 184H102V185H103ZM124 184H125V183H124ZM131 184L134 185L133 183H131ZM138 184H139V182H138ZM154 184H155V183H153L152 185H154ZM199 184H200V183H198V185H199ZM203 184H202V185H203ZM207 184H208V183H207ZM231 184H232V183H231ZM234 184H235V183H234ZM244 184H245V182H244ZM252 184H253V183H252ZM258 184H259V183H258ZM3 185L1 184V186H3ZM10 185H11V184H10ZM14 185H15V184H14ZM16 185H18V184L16 183ZM16 185H15V186H16ZM30 185H29V186L27 185V186H28V188H26L27 190H28L29 188H31ZM48 185H49V184H48ZM48 185H43V186L45 187V186H48ZM52 185H53V187H54V183H53ZM64 185H65V184H64ZM64 185H63V186H64ZM83 185H85V184H83ZM96 185H97V184H95V186H96ZM102 185H101V187H103ZM106 185H105V186H106ZM115 185H116V184H115ZM115 185H113V186H115ZM119 185H120V184H118V186H119ZM122 185H123V184H122ZM140 185H141V184H140ZM155 185H156V184H155ZM162 185H163V184H162ZM196 185H197V184H194L195 188H197V186H198V185H197V186H196ZM250 185H251V184H250V182H249V186H248V185H247V186L250 187ZM255 185H256V184H255ZM262 185H263V184H261V186H262ZM23 186H24V185H23ZM23 186H22V187H23ZM55 186H56V185H55ZM63 186H62V187H63ZM67 186H68V185H67ZM73 186H74V185H73ZM80 186H81V185H80ZM97 186H98V185H97ZM97 186H96V187H97ZM108 186H109V185H108ZM110 186H111V184H110ZM135 186H136V185H134V187H135ZM137 186H138V185H137ZM142 186H144V184L141 185V187H142ZM147 186H149V185H147ZM147 186H146V189H148ZM150 186H151V185H150ZM150 186H149V190H151V189L153 188L152 186H151V187H150ZM185 186H186L185 189H187V185H185ZM188 186H189V185H188ZM192 186H193V185H192ZM192 186H190V187H192ZM205 186H207V185L204 184V187H205ZM229 186H231V185H229ZM263 186H264V185H263ZM263 186H262V187H263ZM7 187H8V186H7ZM11 187H13V184L11 185ZM11 187H9V189H10ZM17 187H18V186H17ZM22 187H21V188H18V191H19V189H21L20 191H22ZM25 187H26V186H25ZM33 187H34V186H33ZM41 187H42V186H41ZM44 187L40 188L41 191H43L42 189H43ZM49 187H50V186H49ZM49 187H48V188H49ZM51 187H52V186H51ZM51 187H50V188H51ZM53 187H52V189H53ZM57 187H54V189H53V190L56 189V192H58V191H57ZM81 187H82V186H81ZM92 187H94V186H92ZM121 187H122V186H121ZM130 187H131V186H130ZM162 187H164V186H162ZM165 187H166V186H165ZM177 187H178V186H177ZM208 187H210V186H208ZM208 187H207V188H208ZM248 187H246V188H248ZM251 187L254 188V186H252V185H251ZM251 187H250V188H251ZM257 187H258V185H257ZM262 187H261V189H262ZM14 188L16 189V187H13V189H14ZM36 188L39 189L38 186H37ZM50 188H49V189H50ZM64 188H65V187H63L62 190H63ZM87 188H88V187H87ZM98 188H99V187H98ZM103 188H104V187H103ZM114 188H115V187H114ZM126 188H127V187H125V189H126ZM132 188H133V187H132ZM143 188H144V187H142V189H143ZM150 188H151V189H150ZM154 188L156 189V188H158V186H157V187L154 186ZM154 188H153V190H154ZM159 188H161V186H159ZM193 188H194V187H193ZM195 188H194V189H195ZM205 188H206V187H205ZM205 188H204V189H205ZM207 188H206V189H207ZM238 188H239V187L236 186V189H238ZM240 188H241V187H240ZM240 188H239V189H240ZM242 188L245 189L244 187H242ZM1 189H2V188H1ZM1 189H0V191H1ZM4 189H5V187H4ZM4 189H3V190H4ZM26 189H24V190L27 191ZM31 189H32V190H33V189L35 190V187H34V188H31ZM37 189H36V190H37ZM45 189H46V188H45ZM49 189H48V191H49ZM60 189H61V187H60ZM67 189H68V188H67ZM95 189H96V188H95ZM109 189H110V188H109ZM127 189H128V188H127ZM130 189H131V188H130ZM161 189H162V188H161ZM163 189H165V188H163ZM168 189H169V190H172V188H171V189L168 188ZM197 189L199 190L200 188L198 187ZM248 189H249V188H248ZM254 189H255V188H254ZM7 190H8V188H7ZM53 190H52V192H53V194H55V192H54ZM58 190H59V189H58ZM96 190H97V189H96ZM115 190H117V189H115ZM120 190H121V188H120ZM120 190H119V191H120ZM123 190H124V189H123ZM131 190H132V189H131ZM131 190H129L130 193H131ZM135 190H136V187H135ZM135 190H134L133 192H135ZM140 190H141V189L137 190L138 193H139ZM158 190H160V189H158ZM166 190H167V189H166ZM169 190H168L167 192H169ZM175 190H176V189H175ZM175 190H173V193L175 192ZM179 190H180V188H179ZM179 190H176V191H179ZM198 190H197V192H198ZM200 190H202V189H200ZM256 190H257V189H256ZM258 190H259V189H258ZM258 190H257V191H258ZM12 191H13V190H12ZM12 191H11L8 195L12 194V195H14V196L16 197L17 195H16V194H13V193H15V191H14V192H12ZM28 191H29V190H28ZM30 191H31V190H30ZM39 191H40V190H39ZM39 191L37 192L38 194H39ZM48 191H47V193H48ZM119 191H117V193H118ZM146 191H147V192H150V191H148V190H146ZM162 191H164V190H162ZM180 191H181V193H182V191H183V193L185 194L184 190H180ZM188 191H190V189H188ZM207 191H208V190H207ZM235 191H236V190H235ZM243 191H244V190H243ZM245 191H247V189H245ZM245 191H244V192H245ZM249 191H250V190H249ZM252 191H255V190L252 189ZM252 191H251V192H252ZM8 192H9V191H8ZM22 192H23V193H22ZM22 192H21V193L24 194V191H22ZM35 192H36V191H35ZM44 192H45V191H44ZM44 192H43V193L40 192V194L45 195ZM52 192H50V193H52ZM124 192L126 193V191H124ZM124 192H123V193H124ZM140 192H141V191H140ZM147 192H145V189H144V193H147ZM151 192H152V190H151ZM197 192H196V193H197ZM204 192H205V191H204ZM204 192L201 193V195L203 194L202 197L204 196ZM232 192H233V190H232ZM236 192H237V191H236ZM247 192H248V191H247ZM0 193H1V192H0ZM2 193L4 194V191H3ZM18 193H20V192H17V194H18ZM28 193H29V192H28ZM33 193H34V192H33ZM33 193L30 194V195H34V194H35V193H34V194H33ZM58 193H60V191H59ZM117 193H116V194H117ZM120 193H122V191H120ZM127 193H128V191H127ZM153 193H154V192H153ZM171 193H172V192H171ZM173 193H172V194H173ZM175 193H176V192H175ZM187 193L189 194V192H187ZM193 193H195V191H194ZM196 193H195V194H196ZM199 193H200V192H198L197 194L199 195ZM209 193H210V192H209ZM238 193H240V192H238ZM259 193L263 196V192H262V193L259 192ZM259 193H258V194H259ZM3 194H2L1 197H3ZM5 194H6V193H5ZM40 194H39V195H40ZM62 194H63V193H62ZM128 194H129V193H128ZM133 194H134V193H133ZM136 194H137V192H136ZM136 194H135V196H136ZM154 194H155V193H154ZM163 194H165V192H164ZM166 194H167V193H166ZM166 194H165V195H166ZM195 194H191V195H195ZM248 194H249V193H248ZM260 194H259V195H260ZM0 195H1V194H0ZM8 195H7V196L5 195L6 198H8ZM26 195H27V194H26ZM35 195H36V194H35ZM56 195L58 196V194H56ZM60 195H61V194H60ZM91 195H92V194H91ZM124 195H125V194H124ZM137 195H139V194H137ZM148 195H149V194H148ZM160 195H161V194H160ZM169 195H170V193H169ZM176 195L178 196V195H180V194H178V192H177ZM182 195H183V194H181V197H184V196H182ZM189 195H190V194H189ZM198 195H195V196H194L195 199L197 198L196 196H198ZM201 195L199 196L200 199H202V198H201ZM206 195H207V194H206ZM208 195H209V194H208ZM210 195H211V194H210ZM213 195L216 196L215 194H213ZM226 195H227V194H226ZM226 195H225V197H226ZM234 195H235V194H234ZM250 195H253V194H250ZM256 195H257V193H255V196H256ZM261 195L259 196V199H260ZM22 196L24 197V195H22ZM37 196H38V195H37ZM49 196L52 197L53 195L49 194ZM63 196H65V195H63ZM98 196H99V195H98ZM155 196H157V195H155ZM167 196H168V195H167ZM167 196H166V197H167ZM170 196H171V195H170ZM173 196H174V195H173ZM177 196H174V197L176 198ZM228 196H229V194H228ZM228 196H227V197H228ZM247 196H249V195H247ZM17 197H18V196H17ZM19 197H20V194H19ZM23 197H22V200H23V199L25 200L24 203H25V204L28 203V201H26V200H27V196H26V199H25V197H24V198H23ZM30 197H31V196H29V198H30ZM54 197H56V196H54ZM91 197H93V196H91ZM95 197H96V196H95ZM128 197H129V196H128ZM128 197H127V198H128ZM136 197H137V196H136ZM136 197H135V198H136ZM140 197H141V196H140ZM163 197H165V196L163 195ZM189 197H191V196H188L187 198H189ZM194 197H192V199H190V201H187V202L190 203L191 200H193ZM204 197H206V199H207L208 196H204ZM216 197H218V196H216ZM230 197H232V196H230ZM235 197H236V198H239V197H237V196H235ZM249 197H250V196H249ZM251 197H253V196H251ZM3 198H4V197H3ZM12 198L14 199V197H12ZM34 198H36V196H34ZM34 198H33V199H34ZM44 198H47V196H46V197L44 196ZM52 198H53V197H52ZM78 198H79V197H78ZM96 198H97V197H96ZM124 198H125V197H124ZM170 198L173 199L172 196H171ZM175 198H174V200H175ZM178 198H180V196H178ZM219 198H220V197H219ZM219 198H217V199H219ZM261 198H262V197H261ZM263 198H264V197H263ZM1 199H2V198H0V201H1ZM8 199L10 200L11 197H9ZM15 199H18V198H15ZM30 199H32V197H31ZM33 199H32V201H34ZM40 199H41V196H40ZM125 199H126V198H125ZM167 199H169V198H167ZM182 199H184V198H182ZM182 199H181V200H182ZM195 199H194V200H195ZM210 199H211V198H210ZM210 199H209V200H210ZM215 199H216V198H214L213 200H215ZM225 199H226V198H225ZM228 199H229V198H228ZM233 199H235V198L232 197V199H230V200L232 201ZM240 199L242 200L243 198H240ZM253 199H254V198H253ZM256 199H257V198H256ZM2 200H4V199H2ZM6 200H7V199H6ZM18 200H20V199H18ZM18 200H16L17 203H18ZM37 200H38V199H37ZM53 200L55 201V199H53ZM120 200H121V199H120ZM134 200H135V199H134ZM169 200H170V199H169ZM188 200H189V199H188ZM213 200H212V201H213ZM235 200H236V199H235ZM235 200H234V201H235ZM241 200H238L237 202L235 201L236 204H237L239 201H241ZM243 200H244V199H243ZM243 200H242L240 203H243ZM251 200H252V199H251ZM11 201H12V200H11ZM29 201H30V200H29ZM40 201H42V199H41ZM44 201H45V199H44ZM57 201H58V200H57ZM161 201H162V200H161ZM197 201H198V198H197ZM203 201H205V202H203V203L205 204V203H206V200L203 199ZM210 201H211V200H210ZM219 201H220V200H218V202H219ZM244 201H246V199H245ZM257 201H259V200H257ZM7 202H8V200H7ZM9 202H10V201H9ZM12 202H13L12 205H13V204H14V205L16 204V206H17L16 208H19L20 206H24V205H25V204H24V205H20V206H19L16 202L14 203V200H13ZM22 202H23V201H22ZM36 202H37V201H35L34 203H36ZM38 202H39V201H38ZM45 202H46V201H45ZM47 202H48V201H47ZM50 202H51V201H50ZM55 202H56V201H55ZM94 202H95V201H94ZM162 202H163V201H162ZM169 202H170V201H169ZM178 202H179V201H178ZM183 202H184V201H183ZM195 202H196V200H195ZM198 202H201V201H198ZM214 202H215V201H214ZM221 202H222V200H221ZM221 202H220V204H221ZM246 202H247V201H246ZM252 202H254V201L252 200ZM259 202H260V201H259ZM0 203H2V202H0ZM10 203H11V202H10ZM10 203H9V204H10ZM48 203H49V202H48ZM51 203H52V202H51ZM117 203H118V202H117ZM163 203H166V202L164 201ZM173 203H174V202H173ZM179 203H180V202H179ZM208 203H209V202H208ZM215 203H216V202H215ZM215 203H214V205H215ZM222 203H223V202H222ZM232 203H234V202H232ZM240 203H239V204H240ZM248 203H250V205H249L248 207H250V206H252V205L254 204V203L251 204V202H249V201H248ZM248 203H247V205H248ZM260 203H262V202H260ZM5 204H6V201H5ZM9 204L6 206V208L8 209V207H9V209L11 210V208H10L11 206H10ZM20 204H23V203L20 202ZM29 204H30V203H29ZM45 204H46V203H45ZM64 204H65V203H64ZM129 204H130V203H129ZM167 204H168V203H167ZM169 204H172V202L169 203ZM175 204L177 205V202H175ZM187 204H188V203H187ZM201 204H202V202H201ZM211 204H212V203H210L209 205H211ZM216 204H217V203H216ZM224 204H226V203H223L222 205H224ZM227 204H228V203H227ZM239 204H238V206H240ZM256 204H257V203H256ZM27 205H28V204H27ZM32 205H33V203H32ZM34 205H35V204H34ZM34 205H33V206H34ZM65 205H66V204H65ZM68 205H69V204H68ZM113 205H114V204H113ZM119 205H120V204H119ZM125 205H126V204H125ZM157 205H158V203H157ZM159 205H161L160 202H159ZM159 205H158V206H159ZM165 205H166V204H165ZM241 205H242V204H241ZM244 205H245V207H244V209H245V208H246V204L244 203ZM262 205L264 206V204H262ZM262 205H261V206H258L259 209H261ZM1 206L5 207L3 203H2ZM30 206H31V205H30ZM36 206H37V204H36ZM50 206H51V205L47 206L46 208H48V207H50ZM60 206H61V205H60ZM60 206H59V207H60ZM114 206H115V205H114ZM162 206H163V204H162ZM168 206H169L168 210L172 208V207H171L172 205H168ZM178 206H179V204H178ZM178 206H177V207H178ZM180 206H183V205H180ZM224 206H225V205H224ZM224 206H221V207L224 208ZM226 206H227V205H226ZM255 206H257V205H255ZM110 207H111V206H110ZM112 207H113V206H112ZM163 207H164V206H163ZM170 207H171V208H170ZM173 207H174V204H173ZM186 207H187V206H186ZM216 207H217V205H216ZM218 207H219V204H218ZM228 207H230V206H228ZM231 207H233V206H231ZM1 208H2V207H1ZM1 208H0V211L5 209V208H2V209H1ZM23 208H24V207H23ZM25 208H27V206H26ZM31 208H32V207H31ZM31 208H30L29 210H27V211H30ZM33 208H34V207H33ZM38 208H39V207H38ZM43 208H44V207H43ZM60 208H61V207H60ZM117 208H118V207H117ZM144 208H145V207H144ZM158 208H160V207H158ZM158 208H157V209H158ZM166 208H167V206H166ZM174 208H175V207H174ZM174 208H173V209H174ZM207 208H209V207L207 206ZM211 208H212V207H210V209H211ZM9 209H8V210H9ZM12 209H15V206H14V208H12ZM51 209H52V208H51ZM55 209H56V208H55ZM55 209H54V210H51V212H50V211H47V212H48V213H53L52 211H55ZM57 209H58V208H57ZM108 209H110V208H108ZM108 209H107V211H105V212H108V211H109ZM120 209H121V208H120ZM138 209H139V208H138ZM161 209L163 210V208H161ZM175 209H176V208H175ZM177 209H178V208H177ZM182 209H183V208H182ZM190 209H191V208H190ZM225 209H226L225 211L228 210L226 207H225ZM229 209H230V208H229ZM232 209H233V208H232ZM236 209H237V208H236ZM236 209H235V210H236ZM244 209H243V210H244ZM249 209H250V208H249ZM249 209H248V211H249ZM251 209H253V207H252ZM255 209H256V208H255ZM8 210L5 211L4 213H3L2 211H1V212H2L3 214H5L6 212L8 213ZM16 210H17V209H15V211H16ZM23 210H24V209H22V211H23ZM25 210H26V209H25ZM25 210H24V211H25ZM40 210H41V209H40ZM48 210H49V209H48ZM110 210L112 211V209H110ZM116 210H117V209H116ZM165 210H167V209H165ZM178 210H180V208H179ZM186 210H187V209H186ZM217 210L219 211V209H217ZM220 210H222V209H220ZM257 210H258V209H257ZM257 210H256V211H257ZM262 210H264V209H262ZM15 211H14V212H15ZM17 211H18V210H17ZM20 211H21V210H20ZM37 211H38V210H37ZM37 211L35 210L36 213H37ZM117 211H118V210H117ZM169 211H170V210H169ZM175 211H176V210H175ZM175 211H171V213L168 214V215H170L169 218H168V226L171 227L172 229L175 228V230L173 229L174 232H177L176 230L183 231V229H180L181 227H182V228L184 227V228L186 229V227L194 226V225L196 224V223H194V222H196L197 220H196V221L193 220V218H194L195 216H193V215L191 216V215H189V213H188L187 215H182L183 213L181 214L180 211H179V212H175ZM205 211H206V209H205ZM214 211H215V209H213V212H214ZM223 211H224V210H223ZM237 211H238V209H237ZM239 211H240V209H239ZM239 211H238V212H239ZM251 211H253V210H250V212H251ZM254 211H255V210H254ZM256 211H255V212H256ZM12 212H13V211H12ZM32 212H33V211H32ZM35 212H34V213H35ZM55 212H56V211H55ZM55 212H54V213H55ZM58 212H59V211H58ZM105 212H104V213H105ZM114 212H115V211H114ZM124 212H125V211H124ZM126 212H127V211H126ZM163 212H164V211H163ZM167 212H168V211H167ZM183 212H184V211H183ZM185 212H186V211H185ZM185 212H184V213H185ZM207 212H209V210H207ZM219 212H221V211H219ZM219 212L216 211L217 214H219V215H224V214H220ZM241 212H242V211H241ZM245 212H247V209L244 211V213H245ZM259 212H260V211H259ZM259 212L257 211V213H259ZM263 212H264V211H262V213H263ZM18 213H19V212H18ZM20 213H21V212H20ZM30 213H31V212H30ZM30 213L28 214V215H29V221H30V215L32 216V213H31V214H30ZM48 213H47V214H48ZM60 213H61V212H59L58 215H55V216H58V217H59V218L55 219V221H57V220L59 219L60 222H61V217H63V214L61 215ZM108 213L111 215L112 212L110 213V211H109ZM117 213H118V212H117ZM145 213H146V212H145ZM157 213H158V212H157ZM209 213H210V212H209ZM214 213H215V212H214ZM222 213H223V212H222ZM226 213H227V212H226ZM233 213H234V211H233ZM247 213H248V212H247ZM251 213L254 214V212H251ZM8 214H9V213H8ZM22 214H23V212H22ZM44 214H45V212L42 213L41 215H39V214L37 213V215H39V216H42V215H44ZM115 214H116V213H115ZM134 214H136V215H134ZM134 214H132V215L137 216V213H134ZM138 214H139V213H138ZM143 214H144V213H143ZM185 214H186V213H185ZM227 214H228V213H227ZM231 214H232V213H231ZM245 214H246V213H245ZM263 214H264V213H263ZM13 215H14V214H13ZM13 215H11V216H13ZM17 215H18V214H17ZM17 215H16V213H15L14 216L18 217ZM20 215H21V214H20ZM26 215H27V214H25V216H26ZM48 215H49V214H48ZM48 215H47V216H48ZM59 215H61V216H59ZM65 215H66V214H64V216H65ZM103 215H105V214H103ZM112 215H113V214H112ZM112 215H111V216H112ZM132 215H131V216H132ZM149 215H150V214H149ZM210 215H211V214H210ZM212 215H213V214H212ZM237 215H238V214H237ZM246 215H251V214H246ZM255 215H256V214H255ZM5 216H6V218L9 217V216L7 217V215H5ZM25 216H24V217H25ZM106 216H108V214H106ZM138 216H140V215H138ZM252 216H254V215H252ZM252 216H250V217H252ZM263 216H264V215H262V217H263ZM21 217H22V216H21ZM24 217H22V218H24ZM26 217H27V216H26ZM26 217H25V218H26ZM45 217H46V214H45ZM50 217H51V216H50ZM90 217H91V216H90ZM93 217H95V216H93ZM93 217H92V221H93ZM141 217H142V216H141ZM214 217L217 218L218 216H214ZM225 217H226V216H225ZM241 217H243V216H241ZM241 217H240V219H242ZM246 217H248V216H246ZM259 217H261V215H258V218H256V219L260 220V219L262 218V217H261V218H259ZM1 218H2V217H1ZM3 218H4V216H3ZM9 218L11 219V217H9ZM18 218H20V217H18ZM22 218H21V219H22ZM27 218H28V217H27ZM31 218H32V217H31ZM33 218H34V217H33ZM33 218H32V220H31L32 223L35 221V224H36V223L39 224L40 221L37 222V220H38L40 217H39V218L37 217V220L34 219V221H33ZM35 218H36V217H35ZM42 218H43V217H41V219H42ZM63 218H64V217H63ZM67 218H68V216H67ZM67 218H65V220H66ZM129 218H131V217H129ZM219 218H220V217H219ZM222 218H223V217H222ZM222 218H221V219H222ZM230 218H231V217H230ZM230 218H229V216H228V219H230ZM233 218H234V217H233ZM236 218H237V217H236ZM252 218H253V217H252ZM52 219H53V217H52ZM221 219H220V220H221ZM225 219H227V218H225ZM225 219H222L221 223H222V222L225 223V222L223 221V220H225ZM237 219H238V218H237ZM243 219H244V218H243ZM248 219H249V218H248ZM0 220H1V219H0ZM23 220H24V219H23ZM25 220H26V219H25ZM49 220H50V219H49ZM53 220H54V219H53ZM53 220H52V223H51L52 226H53L54 223H56V222L53 223ZM127 220H128V219H127ZM135 220H136V219H135ZM141 220H142V219H141ZM141 220H140V221H141ZM217 220H219V219H217ZM233 220H235V219H233ZM246 220H247V219H246ZM250 220H251V219H250ZM253 220H255V217H254ZM253 220H252V221H253ZM7 221H8V220H7ZM82 221L84 222V225H83V227H82V225H81L82 229L80 230V234H81V231H83V232L85 233V231L87 232V231L92 230V229H93L92 224H93L94 226L96 225V224L92 223V221H90V220H86V221L82 220ZM82 221H81V223H83ZM129 221H133V220H129ZM138 221H139V220H138ZM166 221H167V220H166ZM198 221H199V220H198ZM205 221H206V220H205ZM213 221H214V220H213ZM240 221H242V220H240ZM248 221H249V220H248ZM252 221H251L250 223H252ZM261 221H262V219H261ZM4 222H6V221H4ZM8 222H9V221H8ZM8 222H7V223H8ZM17 222L19 223V221H17ZM23 222L26 223V222H28V221H23ZM23 222H22V223L20 222V225L23 224ZM48 222H49V221H48ZM93 222H95V221H93ZM101 222H102V221H101ZM134 222H135V221H134ZM145 222H146V221H145ZM208 222H209V221H208ZM215 222H216V219H215ZM215 222H214V223H215ZM219 222H220V221H218L217 223H219ZM230 222H231V221H230ZM238 222H239V221H238ZM257 222H258V221H257ZM29 223H30V222H29ZM40 223H41V222H40ZM58 223H59V222H58ZM61 223H65V221L62 220ZM95 223H96V222H95ZM126 223H127V222H126ZM126 223H125V225H126ZM151 223H152V222H151ZM166 223H167V222H166ZM223 223H222V224H223ZM226 223H227V222H226ZM231 223H232V222H231ZM245 223H246V222H245ZM248 223H249V222H248ZM250 223H249V224H250ZM262 223H264V222L262 221ZM262 223H260V224H261V225H264V224H262ZM0 224H2V223H0ZM3 224H4V223H3ZM11 224H12V222H11ZM11 224L8 226V225L5 223V224H4V227H6L5 225H7L8 227H13V226H11ZM35 224H34V225H35ZM59 224H60V223H59ZM67 224L69 225L68 220H67ZM67 224H66V225H67ZM98 224H100V223H98ZM123 224H124V223H122L121 226H122ZM193 224H194V225H193ZM203 224H204V222H203ZM219 224H220V223H219ZM228 224H229V223H228ZM239 224H240V223H239ZM249 224H248V228H249L250 226H254V224H256V223H253L252 225H251V224L249 225ZM13 225H14V227L16 226L15 224H13ZM23 225H24V224H23ZM40 225H41V224H40ZM51 225H49V226H51ZM61 225H62V224H61ZM61 225H60V226H61ZM64 225H65V224H64ZM72 225H73V226H72V229L74 230L75 225H77V224H75V225L72 224ZM104 225H105V224H104ZM109 225H110V224H109ZM138 225H139V224H138ZM199 225H200V223H199ZM201 225H202V224H201ZM214 225H217V224H214ZM226 225H227V224H226ZM226 225H225V226H226ZM234 225H235V224H234ZM240 225H241V224H240ZM240 225H239V226H240ZM243 225H244V224H243ZM243 225H242V226H243ZM258 225H259V223H258ZM261 225H260V226H261ZM17 226H18V225H17ZM30 226H31V223H30ZM30 226H26L25 228L30 227ZM42 226H43V225H42ZM54 226H55V225H54ZM78 226H80V225H77V227H78ZM107 226H108V225H107ZM121 226H117V227H118V228H119V227L121 228ZM139 226H140V225H139ZM165 226H166V224H165ZM196 226H197V225H196ZM196 226H195V227H196ZM223 226H224V224H223ZM225 226H224V227H225ZM229 226H230V224H229ZM231 226H233V225H231ZM231 226H230V227H231ZM255 226L258 227L257 225H255ZM255 226H254V227H255ZM1 227L4 228L3 225H2ZM1 227H0V229H1ZM14 227H13V228H14ZM21 227H22V226H21ZM21 227H20V228H21ZM23 227H24V226H23ZM23 227H22V228H23ZM39 227H41V226H39ZM55 227H57V225H56ZM65 227H67V226H65ZM73 227H74V228H73ZM99 227H102V228H101L102 230H103V228L107 230V228H108L109 226H108L107 228H105V227H103V226H99ZM113 227H114V226H113ZM123 227H124V226H123ZM123 227H122V228H123ZM128 227H129V226H128ZM128 227H127V228H128ZM203 227L205 228V227H207V226L204 225ZM203 227H202V228L200 227V229L204 231ZM212 227H213V226H212ZM214 227H215V226H214ZM227 227H228V225H227ZM227 227H226V228H227ZM245 227H246V226H245ZM254 227H253V228H254ZM256 227H255V228H256ZM261 227H263V226H261ZM261 227H260V229H262ZM13 228H12V230H11V228H10V229L8 228V229H9L10 231H13V230L15 229V228H14V229H13ZM17 228H19V226H18ZM17 228H16V229H17ZM20 228H19V229H20ZM30 228H31V227H30ZM35 228L38 229V226L35 227ZM35 228H34V229H35ZM44 228H45V227H44ZM44 228H42V229L44 230ZM51 228H52V227H51ZM53 228H54V227H53ZM69 228H71V227H69ZM69 228H67V229L64 228V229H66V230H64V231L68 232V231H69ZM118 228H117V229H118ZM124 228H126V226H125ZM166 228H167V227H165V230H166ZM171 228L169 229L170 231L172 230ZM190 228H191V227H190ZM220 228H221V227H220ZM222 228H223V227H222ZM226 228H225V229H226ZM233 228H234V227H233ZM242 228H243V227H242ZM253 228H252V229H253ZM4 229H6V228H4ZM4 229H3V230H4ZM31 229L34 230L33 228H31ZM40 229H41V228H40ZM56 229H57V228H56ZM58 229H59V228H58ZM62 229H63V228H62ZM62 229H61L59 232L62 233V232H63ZM76 229H77V228H76ZM76 229H75V230H76ZM96 229L98 230V227L95 228L94 230H96ZM108 229L111 230L112 228L110 227V228H108ZM129 229H130V228H129ZM132 229H133V228H132ZM132 229H130V230H132ZM142 229H143V228H142ZM185 229H184V230H185ZM191 229H193V227H192ZM191 229H187L186 232L184 231V232H185V235H186V233H188L187 231H188V230H191ZM197 229H198V228H197ZM209 229H210V227H209ZM209 229H208V230H209ZM213 229H214V228H213ZM223 229H224V228H223ZM223 229H222V230H223ZM245 229H246V228H245ZM258 229H259V227H258ZM260 229H259V231H260ZM1 230H2V229H1ZM3 230H2V231H3ZM9 230H7V231H9ZM21 230H22V229H21ZM21 230H19V231H21ZM27 230H28V233H29V234H30V233H34V231L29 232V229H27ZM43 230H41V231H43ZM48 230H49V229H48ZM50 230H51V229H50ZM75 230H74V231H75ZM94 230H93V232L90 231V233L92 232V234H93V233H95V232L97 231V230H96V231H94ZM133 230H134V229H133ZM133 230H132V231H133ZM136 230H138L137 233L139 234L140 229H136ZM173 230H172V231H173ZM205 230H206V228H205ZM208 230H206V231H208ZM210 230H211V229H210ZM210 230H209V231H210ZM227 230H228V229H227ZM236 230H237V229H236ZM247 230H248V229H247ZM2 231H1V233H2ZM24 231H25V229H24ZM77 231H78V229H77ZM77 231H75V232L77 233ZM103 231H104V230H103ZM112 231H113V230H112ZM122 231H123V229H122ZM127 231H129V230L127 229ZM141 231H142V230H141ZM166 231H167V230H166ZM170 231H169V232H170ZM172 231H171V232H172ZM203 231H202V232H203ZM213 231H214V230H213ZM219 231H220V229H219ZM219 231H218V232H219ZM255 231H256V230H255ZM261 231H262V230H261ZM4 232H5V231H4ZM4 232H3V233H4ZM15 232H16V231H15ZM22 232H23V231H22ZM22 232H21V233H22ZM39 232H40V231H39ZM44 232H45V231H44ZM46 232H47V231H46ZM56 232H57V231H56ZM59 232H57V233H59ZM70 232H71V229H70ZM70 232H69V233H70ZM75 232H74V234H75ZM97 232H99V231H97ZM107 232H108V230H107ZM109 232H111V231H109ZM114 232H115V231H114ZM134 232H136V231H134ZM145 232H146V231H145ZM145 232L143 231V233H145ZM192 232H195V229H194V231H192ZM196 232H197V234L195 233L196 235L200 234V232L198 233L197 230H196ZM211 232H212V230H211ZM211 232H209V233H211ZM215 232H216V231H215ZM231 232H232V231H231ZM1 233H0V235H1ZM3 233H2V234H3ZM5 233H6V232H5ZM10 233H12V232H10ZM10 233H9V235H10ZM19 233H20V232H18L17 236H18V235H21L22 238L25 237V236H26V237L28 236V234H26L25 236H23V235H22L23 233H22V234H21V233L19 234ZM36 233H37V231H36ZM40 233H42V232H40ZM49 233H50V232H49ZM49 233H48V234H49ZM53 233H54V232H53ZM57 233L53 234V237H54V238L56 237V239H61V238L58 237ZM69 233H67V235L73 234V232H71L70 234H69ZM87 233H88V232H87ZM99 233H101V231H100ZM123 233H124V232H123ZM140 233H142V232H140ZM177 233H178V232H177ZM179 233H180V232H179ZM190 233H191V232H190ZM216 233H217V232H216ZM216 233H215V234H216ZM223 233H224V231H222V235H223ZM226 233H227V232H226ZM246 233H247V232H246ZM250 233H252V232L250 231ZM250 233H249V235H250ZM260 233H262V232H260ZM24 234H25V233H24ZM43 234H45V233H43ZM48 234H45V236L48 235ZM51 234H52V233H51ZM51 234H50V235H51ZM63 234H65V233H63ZM63 234H62V235H63ZM88 234H89V233H88ZM102 234H103V236H105V234H107V233H105V234L102 233ZM127 234H128V233H127ZM129 234H130V233H129ZM166 234H167V233H166ZM166 234H165V235H166ZM180 234H181V233H180ZM193 234H194V233H193ZM212 234H213V236L215 235L214 233H211V236L209 235V237H211V238H208V239H210V240L212 239ZM219 234H220V233H219ZM227 234H229V233H227ZM243 234H244V233H243ZM247 234H248V233H247ZM14 235H15V234H14ZM30 235H31V234H30ZM30 235H29V236H30ZM41 235H42V234H41ZM54 235H55V236H54ZM56 235H57V236H56ZM60 235H61V234H60ZM60 235H59V236H60ZM65 235H66V234H65ZM81 235H83V234H81ZM90 235H91V234H90ZM93 235H94V234H93ZM96 235H98V234H96ZM99 235H100V234H99ZM99 235H98V237H101V236H99ZM112 235H113V234H112ZM125 235H126V234H124V236H125ZM130 235H132V234H130ZM139 235H140V237H141V234H139ZM145 235H146V234H145ZM170 235H172V234H170ZM173 235L176 236V235H178V234L175 235V234L173 233ZM185 235H184V236H185ZM190 235H191V234H190ZM204 235H205V234H204ZM207 235H208V234H207ZM207 235H205V236H207ZM217 235H218V234H217ZM217 235H216V236H217ZM229 235H230V234H229ZM231 235H232V234H231ZM233 235H234V234H233ZM244 235H245V234H244ZM253 235H255V234L253 233ZM259 235H260V234H259ZM3 236H4V235H3ZM5 236L8 237V235H5ZM17 236H16V237H17ZM21 236H20V238H21ZM29 236H28V237H29ZM45 236H44V239H43V243H45V245H46V241H44V240H46V237H45ZM51 236H52V235H51ZM51 236H50V237H51ZM71 236H72V235H71ZM75 236H76V234H75ZM84 236H85V235H84ZM103 236H102V237H103ZM109 236H111V235L108 234V238H110ZM114 236H115V234L113 235V237H114ZM118 236H119V235H118ZM134 236L136 237V235H133V237H134ZM143 236H144V234H143ZM184 236H183V237H184ZM188 236H189V235H188ZM192 236H193V235H192ZM200 236H201V235H200ZM218 236H220V235H218ZM227 236H228V235H227ZM227 236H225V237H227ZM237 236H238V235H237ZM242 236H243V235H242ZM263 236H264V234H263ZM6 237H5V240H8ZM11 237H12V234H11ZM26 237L23 238L22 240L27 239ZM40 237H42V236H40ZM40 237H39V238H40ZM53 237H52V240H50V239H48V240H50V242H52L53 239H54ZM57 237H58V238H57ZM62 237H63V236H62ZM64 237H65V236H64ZM68 237H69V236H68ZM82 237H83V236H82ZM95 237H96V236H95ZM98 237H96V238L98 239ZM126 237H127V236H126ZM133 237H132V238H133ZM145 237H147V236H145ZM176 237H177V236H176ZM178 237H180V235H179ZM178 237H177V238H178ZM183 237H182V238H183ZM189 237H190V236H189ZM189 237H187V238L189 239ZM222 237H223V236H222ZM222 237H221V239H223ZM231 237H232V236H231ZM233 237H235V236H233ZM255 237H257V236L255 235ZM9 238H10V237H9ZM12 238H14V237H12ZM29 238H30V237H29ZM29 238H28L27 242L30 240V241H31V246H32V244H33V245H36V248H35V246L33 247V248H34V251H35V249H37V244L40 243V242H37V243L35 244V241L33 240L34 236H33V238L31 237L32 239H29ZM35 238L37 239L36 235H35ZM48 238H49V236H48ZM71 238H72V237H71ZM71 238H70V239L68 238L69 241L71 240ZM73 238H74V236H73ZM85 238H86V236H85ZM108 238L105 236V239H106L105 242L107 241ZM111 238H112V237H111ZM118 238H119V237H118ZM118 238H117V239H116V238H112V239H115V241L113 242V244H115V242L118 240ZM165 238H167V236H166ZM177 238H176V239H177ZM197 238H198V237H197ZM204 238H205V237H204ZM204 238H202V240H203ZM216 238H218V237H216ZM228 238H230V237H228ZM235 238H236V237H235ZM235 238H234V239H235ZM238 238H239V237H238ZM241 238H242V239H241ZM241 238H240V240H243V241H244V238H243V237H241ZM257 238H260V237L258 236ZM15 239H16V238H14V240H15ZM18 239H19V238H17V240H18ZM56 239H54V240L56 241ZM62 239H63V238H62ZM64 239H65V238H64ZM68 239H66L65 244H67V240H68ZM86 239H87V238H86ZM88 239H89V236H88ZM88 239H87V240H88ZM129 239H131V238H129ZM167 239H168V238H167ZM184 239H185V238H184ZM191 239H192V238H191ZM218 239H219V243L221 244V242H222L223 240L220 242L221 239H220V238H218ZM245 239L247 240V237H245ZM248 239H249V238H248ZM254 239H255V238H254ZM263 239H264V238H263ZM20 240H21V239H20ZM40 240L42 241V239H40ZM82 240H84V239H82ZM91 240H92V239H91ZM91 240H90V242H92ZM108 240H109V239H108ZM122 240H124V238L121 239V241H122ZM127 240H128V238H127ZM133 240L136 241L135 239H133ZM144 240H145V238H144ZM144 240H142V238H141V242L144 241ZM146 240H147V239H146ZM146 240H145V241H146ZM156 240H157V238H156ZM159 240H160V239H158V241H159ZM163 240L165 241L164 238H163ZM163 240H162V242H164ZM172 240H174V239H172ZM178 240H180V238H178ZM189 240H190V239H189ZM189 240H188V241H189ZM202 240H201V241H202ZM213 240H214V239H213ZM215 240H216V239H215ZM215 240H214V241H215ZM224 240H225V239H224ZM230 240H231V239H230ZM230 240H229V241H230ZM246 240L244 241V243L246 242ZM250 240H252V239H251V235H250ZM8 241H9V240H8ZM11 241H12V240H11V238H10V242H5V243H4V241L2 242V239H1L0 242H2V245H1V243H0V245H1L0 248L2 249V251H3V250L5 251V252H3V253L7 254V252H9V255H10V253H11V254H14L13 256H15V255H17V254H15V252L18 253V251H19V253H20V250H21L22 248H21V249L19 248L20 250L17 249V248H18V247H17L18 244L16 245V243H15L14 241H13V242H11ZM32 241H33L34 243H33ZM57 241L59 242V240H57ZM99 241H100V240H99ZM138 241H139V240H138ZM138 241H136V242H138ZM148 241L150 242V240H147L146 243H145V246H147L146 244H147ZM160 241H161V240H160ZM169 241H170V240H169ZM174 241H175V240H174ZM180 241L182 242V240H180ZM193 241H196V240H193ZM198 241H199V240H198ZM201 241H199V243H200ZM206 241H207V239H206ZM233 241L236 242L235 240H233ZM237 241H238V240H237ZM247 241H248V240H247ZM263 241H264V240H263ZM25 242H26V240H25ZM48 242H49V241H48ZM48 242H47V243H48ZM82 242H85V241H82ZM87 242H88V241H87ZM87 242H85L84 244H86ZM100 242H101V241H100ZM107 242H110V241H107ZM107 242H106V243H107ZM123 242H124V241H123ZM123 242H121V243L119 242V244L122 245ZM125 242H126V241H125ZM129 242H130V241H129ZM136 242H135V243H136ZM154 242H155V241H154ZM162 242H161V243H162ZM178 242H179V241H177V246H178ZM181 242H180L179 244H181ZM207 242H208V241H207ZM207 242H206V245L209 244V243H207ZM210 242H211V245H213V242H212V241H210ZM216 242H218V240H217ZM231 242H232V241H231ZM231 242H230V243H231ZM238 242L241 244L240 241H238ZM255 242H256V240H255ZM257 242H258V241H257ZM41 243H42V242H41ZM43 243H42V244H43ZM56 243H57V242H56ZM60 243H61V242H60ZM63 243H64V241H63ZM63 243H61V244H63ZM93 243H94V241H93ZM93 243H92V244L89 243V245H90V246H91V245L94 246ZM98 243H99V242H98ZM102 243H103V242H102ZM117 243H118V242H117ZM130 243H132V239H131V242H130ZM150 243H151V242H150ZM161 243H160V244H156L157 247H158V251H159V252H161V251H160V249H161L160 247H162V246H161ZM167 243H168V240H167ZM169 243H171V242H169ZM183 243H184V241H183ZM186 243H187V241H186ZM201 243H202V242H201ZM214 243H215V242H214ZM219 243H217V244L220 245ZM225 243H226V242H225ZM225 243H224V244H225ZM230 243L228 242L227 244L230 245ZM244 243H242V244L244 245ZM246 243H247V242H246ZM249 243H251V242H248L247 244H249ZM253 243H254V241H253ZM21 244H22V243H21ZM24 244H25V243H23L22 246H23ZM28 244H30V243H28ZM53 244H54V242H53ZM57 244H58V243H57ZM57 244H56V245H57ZM76 244H77V243H76ZM96 244H97V242H96ZM96 244H95V246H96ZM128 244H129V243H128ZM140 244H141V243H140ZM174 244H176V243L173 242V245H174ZM188 244H190V243H188ZM203 244H204V243H203ZM224 244H223V247L225 248V247H226V246H225L226 244H225V245H224ZM231 244H232V243H231ZM240 244H239V245H240ZM251 244H252V243H251ZM251 244H249V245H251ZM38 245H40V244H38ZM43 245H44V244H43ZM51 245H52V243L50 244V246H51ZM58 245H60V244H58ZM81 245H82V244H81ZM87 245H88V244H87ZM97 245H98V244H97ZM115 245H118V244H115ZM123 245H124V244H123ZM137 245H138V244H137ZM143 245H144V244H143ZM151 245H152V247L154 246L153 242H152ZM151 245H149V246H151ZM162 245H163V243H162ZM171 245H172V244H170V246H167V248H168V247L170 248ZM173 245H172V247H173ZM192 245H195V246H194V248H195V247H197V245H199V244H198V243H197V244H193V243H192ZM192 245H191V246H192ZM206 245H205V246H206ZM215 245H216V243H215ZM232 245H235V244L233 243ZM239 245L237 244V245H235V246L238 247ZM249 245H248L247 248L250 247ZM259 245H260V244H259ZM28 246H29V245H28ZM28 246H25V247H28ZM31 246H30V247H31ZM46 246H49V245L47 244ZM60 246H61V245H60ZM64 246H65V245H64ZM69 246H70V245H69ZM76 246H77V245H76ZM83 246H85V245H83ZM90 246H88V249H89ZM95 246H94V247H95ZM113 246H114V245H113ZM118 246H119V245H118ZM126 246H127V245H125V246H123V247L121 246V247L118 249L117 253H116L115 258H117V259L119 260V264H122V260H124V261L126 262V259H127V258L130 259V258L128 257L129 254H128V256H127V250L130 251V252L132 253V251L135 249V250H134V251H135V252H134L135 255H133V256H135V258H136V256H137L138 260H139V259L145 260L146 258L148 259L149 254H151V252L154 251V250H153V251L151 250V252H150L149 254H147L145 250L143 251V249H141V248L139 247V246H141V245H139V246L133 248L132 251H131V249H130V245H129V247H128L127 250H126ZM134 246H135V244H134ZM186 246H187V244H186ZM221 246H222V245H221ZM221 246H218V248L221 247ZM230 246H231V245H230ZM235 246H233V247H235ZM255 246L257 247L258 245L255 244ZM261 246H263V245H262V242H261ZM20 247H21V245H20ZM30 247H28V248L30 249ZM52 247H54V246L52 245ZM55 247L57 248V246H55ZM55 247H54V248H55ZM65 247H67V246H65ZM85 247H86V246H85ZM97 247H98V246H97ZM111 247H112V246H111ZM132 247H133V246H132ZM141 247L143 248V246H141ZM154 247H155V246H154ZM154 247H153V248H154ZM163 247H164V249H165V246H164V245H163ZM181 247H182V248H179V250H180V249H183V246H182V245H181ZM227 247H228V246H227ZM231 247H232V246H231ZM231 247H228V248H231ZM240 247H241V246H240ZM242 247H243V246H242ZM33 248H31V249L33 250ZM40 248H41V251H42V247H41V245H40ZM44 248H45V246H44ZM58 248H59V247H58ZM69 248H71V247H69ZM78 248H79V246H78ZM78 248H77V249H78ZM80 248H82V246H81ZM117 248H118V247H117ZM148 248H149V247H147V249H148ZM150 248H151V247H150ZM159 248H160V249H159ZM186 248H187V247H186ZM189 248H193V246H192V247L189 246ZM200 248H201V247H200ZM202 248H203V247H202ZM209 248H210V247H209ZM212 248H214V245H213ZM215 248L217 249V247H215ZM244 248H245V247H243L242 249H243V250H246V249H247V248H246V249H244ZM1 249H0V250H1ZM26 249H27V248H26ZM26 249H24V251H25ZM31 249H30V251H27V252H29V253L32 252ZM38 249H39V247H38ZM38 249H37V250H38ZM92 249H93V248H92ZM92 249H90V251H91ZM96 249H98V248H96ZM129 249H130V250H129ZM162 249H163V248H162ZM170 249L173 250V248H170ZM177 249H178V248H177ZM184 249H185V247H184ZM198 249H199V247H198ZM206 249H207V246H206ZM210 249H211V248H210ZM216 249H212V250H216ZM234 249H235V248H234ZM239 249H240V248H239ZM242 249H240V250H242ZM251 249H252V250H253V249L256 250L255 247H253V246H252ZM16 250H17V251H16ZM22 250H23V249H22ZM22 250H21V252H22ZM50 250H51V249H50ZM57 250H59V249H57ZM70 250H72V249H70ZM110 250H112V249H110ZM172 250H170V251L172 252ZM187 250H190V249H186V253H187ZM193 250H194V249H193ZM195 250H196V249H195ZM195 250H194V251H195ZM200 250L202 251V250H204V248H203V249H200ZM224 250H225L224 252H226V249H224ZM237 250H238V249H236V251H237ZM243 250H242V252H243ZM254 250H253V251H254ZM261 250H262V249H260V251H261ZM80 251H81V250H80ZM84 251H85V250H84ZM113 251H114V250H113ZM156 251H157V250H156ZM166 251H167V250H166ZM170 251H169V252H170ZM175 251H176V250H175ZM175 251H173L174 254H175ZM197 251H199V250H197ZM209 251H210V250H209ZM227 251H228V250H227ZM233 251H235V250H233ZM236 251H235V252H236ZM258 251H259V250H258ZM37 252H38V251H37ZM37 252H36V253H37ZM67 252H68V251H67ZM71 252H72V251H71ZM77 252H78V251H77ZM91 252H92V251H91ZM130 252H129V253H130ZM147 252H149V249H148ZM159 252H158V253H159ZM171 252H170V253H171ZM176 252H177V251H176ZM180 252H181V250H180ZM188 252H189V251H188ZM237 252H238V251H237ZM242 252H241V254H243ZM244 252H245V251H244ZM262 252H264V251L262 250ZM3 253H1L0 256H1V258L3 257V259H5L6 257L2 255ZM25 253H26V251H25ZM87 253L89 254L90 252H87ZM109 253H110V252H109ZM131 253H130V255H131ZM153 253H154V252H153ZM153 253H152V254H153ZM204 253L211 255L209 252L207 253L206 251H205ZM212 253H214V252H212ZM216 253H218V252L216 251ZM216 253H215V255H216ZM219 253H220V251H219ZM231 253H232V250H231ZM249 253H251V252H249ZM254 253H255V252H254ZM23 254H24V253H23ZM34 254H35V253H34ZM37 254L40 255V254H42V252H40V254H39V253H37ZM83 254H84V253H83ZM132 254H133V253H132ZM152 254H151L150 256H152ZM154 254H155V253H154ZM159 254H160V253H159ZM172 254H173V253H172ZM172 254H169L168 256L165 255V256L168 257V258H172V257H174ZM177 254H178V252L176 253V255H177ZM179 254H180V253H179ZM183 254H185L184 251H183L182 255H183ZM228 254H229V253H228ZM235 254L237 255L238 253H234V255H235ZM21 255H22V254H21ZM21 255L19 254V256H21ZM30 255H33V254L31 253ZM71 255H73V253H72ZM71 255H70V258L72 257ZM75 255H77V253H76ZM90 255H91V254H90ZM109 255H110V254H109ZM155 255H156V254H155ZM155 255H153V256L155 257ZM162 255H163V254H162ZM201 255H203V254L201 253ZM224 255H225V254H224ZM234 255H232V256H234ZM236 255H235V256H236ZM250 255H251V254H250ZM256 255H258V256L253 255V258H250V259H246V258H244V257H243V258H244V260L246 259V261H247V260L249 261L248 264H264V254H262V253L259 254V253H258V254H256ZM11 256H12V255H11ZM33 256H34V255H33ZM84 256H86V255H83V257H84ZM126 256H127V258H125ZM153 256H152V257H153ZM156 256H157V255H156ZM186 256H188V254L185 255V257H184V258H185L184 263L186 262V260H188V258H186ZM213 256H214V255H213ZM229 256H230V255H229ZM229 256H228V258H231V257H229ZM254 256H255V257H254ZM23 257H24V256H23ZM35 257H36V256H35ZM40 257H41V255H40ZM40 257H39V258H40ZM74 257H75V256H74ZM78 257H81V256H78ZM78 257H77V260H78V261L81 260V259L78 258ZM83 257H82V258H83ZM109 257H111V255H110ZM113 257H114V256H113ZM144 257H146V258H144ZM152 257H151V262H150V263H152L153 259H155L154 257H153V259H152ZM162 257H163V256H162ZM179 257H181V255H180ZM205 257L207 258V257H210V256H205ZM224 257H225V256H224ZM236 257H237V256H236ZM245 257H248V256H245ZM249 257H251V256H249ZM249 257H248V258H249ZM9 258H11V257H9ZM13 258H14V257H13ZM16 258L19 259L20 257L17 256ZM16 258H14V259H16ZM24 258H27V257H24ZM29 258H30V257H29ZM29 258H28V259H29ZM32 258H34V257H31L30 259L32 260ZM36 258H37V257H36ZM39 258H38V259H39ZM42 258H43V256H42ZM42 258L40 259L41 261H42ZM63 258H64V256H63ZM86 258H87V257H86ZM131 258H132V257H131ZM163 258H165V257H163ZM175 258H176V257H175ZM175 258H174V259H175ZM213 258H214V257H213ZM215 258H216V257H215ZM218 258H219V256H218ZM232 258H233V257H232ZM3 259H2V260L0 259V260L3 261ZM11 259H12V258H11ZM11 259H9V260H11ZM20 259H22V257H21ZM34 259H35V258H34ZM45 259H46V258H45ZM64 259H65V258H64ZM68 259H69V258H68ZM71 259H72V258H71ZM84 259H85V258H84ZM109 259H110V258H109ZM111 259H112V257H111ZM117 259H116V261H117ZM132 259L134 260V257H133ZM147 259H146V261H147ZM157 259H158V256H157L156 260H157ZM174 259L172 258V260H168V259L166 258L165 261H167V260H168V261H173ZM209 259H210V258H209ZM209 259H208V260H209ZM211 259H212V258H211ZM235 259H236V258H235ZM239 259H240V261H241V260L243 261V259H241V258H239ZM239 259H236V260H238V262H239ZM47 260H48V259H47ZM66 260H67V258H66ZM82 260H83V259H82ZM85 260H86V259H85ZM85 260H84V261H85ZM90 260H91V259H90ZM100 260H101V259H100ZM135 260H137V259H135ZM135 260H134V261H135ZM142 260H140V261L142 262ZM163 260H164V259H163ZM163 260H161V261L164 262ZM177 260H178V259H177ZM181 260H182V259H181ZM189 260H190V259H189ZM217 260H218V259H217ZM231 260H232V259H231ZM236 260H234V262H235ZM7 261H8V260H7ZM12 261H14V263H16L15 260H11L10 264L13 263ZM22 261L25 262L24 259H23ZM48 261H49V260H48ZM68 261H69V260H68ZM68 261H67L66 263H64V264H68ZM109 261H110V260H109ZM124 261H123V263L125 264ZM140 261H139V262H140ZM149 261H150V257H149ZM158 261H159V259H158ZM168 261H167V262H164V263H167V264H168ZM195 261H196V260H195ZM210 261H212V260H210ZM248 261H247V262H248ZM27 262H28V261H27ZM27 262H26V263H27ZM32 262H34V260H33ZM62 262H63V261H62ZM89 262H90V261H89ZM128 262H130V261H128ZM131 262H133V261H131ZM139 262H137V263H139ZM144 262H145V261H144ZM177 262H178V261H177ZM188 262H189V261H187V263H188ZM200 262H201V261H200ZM215 262H216V259H215ZM243 262H244V261H243ZM1 263H2V262H1ZM21 263H22V262H21ZM49 263H50V262H49ZM71 263H72V262H71ZM79 263H80V261H79ZM135 263H136V262H135ZM142 263H143V262H142ZM147 263H148V262H147ZM171 263H172V262H171ZM175 263H176V262H175ZM178 263H179V262H178ZM189 263H190V262H189ZM189 263H188V264H189ZM210 263H214V262H210ZM223 263H225V262H223ZM235 263H236V262H235ZM235 263H233V264H235ZM241 263H242V262H240V264H241ZM244 263H246V262H244ZM244 263H242V264H244ZM2 264H4V263H2ZM6 264H7V263H6ZM8 264H9V262H8ZM51 264H52V263H51ZM80 264H81V263H80ZM109 264H110V263H109ZM112 264H116V262H114V263L112 262ZM127 264H129V263H127ZM130 264H132V263H130ZM145 264H146V262H145ZM152 264H153V263H152ZM162 264H163V263H162ZM225 264H227V263H225ZM231 264H232V263H231Z\"/></svg>",
  "mask_w": 264,
  "mask_h": 264
}]
</instances>
